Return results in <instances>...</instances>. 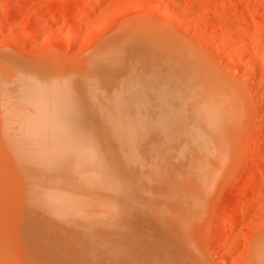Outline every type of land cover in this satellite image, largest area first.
Instances as JSON below:
<instances>
[{"label":"rangeland","instance_id":"374dc122","mask_svg":"<svg viewBox=\"0 0 264 264\" xmlns=\"http://www.w3.org/2000/svg\"><path fill=\"white\" fill-rule=\"evenodd\" d=\"M122 39H125V42ZM113 40H115L114 42H115V45H116L117 48H122V49H119V50L117 49V51H115V49H114L115 46H113L114 53H119L120 51H123V52H120V55L118 54V56H116V59H118V61L120 62V60L122 58H119V57L123 53V55L121 57L124 58V59H122L124 61L121 62V63H125V62L128 63V64L125 63L123 65L120 64V65H122L120 67L121 70L123 69V66L124 65H126V66H124V69L127 66H131L130 64L132 63V60H136L139 56H142L143 58L145 56L146 58H145V60H143L142 57L138 58V61L141 63L140 65H139V62L138 61H135L136 63L138 62V66L139 67L137 66L136 63L134 64V61H133V64L136 65L137 67L134 66L133 64L132 65L135 67L136 70L138 69V71L141 72V73H139L140 75L138 73H136V70L134 69L133 66H132V70L131 71H129L131 69V67H128V68H130L129 70H128V68H126L127 71H129V72L126 73L127 76H124V72L123 73H122V71H120L121 73L119 72L122 77L121 76L120 77L118 76V79L119 78H120L119 80L122 79L124 81V84L125 85L122 84L123 83L122 80H121V82H119V80L116 77L115 78L112 77V75H113L112 74L110 77H112L115 80V82H117V84L120 83V85L114 84V86L116 85L118 87L116 88V86H115V89L114 90H113L114 87H112V91H110L108 89H110V86L113 85L112 83H115V82L113 81V79H109V77H108L109 80H112L113 81L111 83V85H110L109 81L107 82V80L105 78L106 76L102 75L103 73L102 74H99L101 72H98L96 74L97 70L94 69L95 67L91 69V66H93V65L91 63V58L90 57L93 58L94 56H96L98 54V52L101 51L100 48H102L103 46H105V44H107V42L109 43V42H111ZM118 41H119V43H118ZM131 42L135 46H133ZM165 43H167V44H165ZM126 45H128L129 47L131 45L132 47L128 48V46H126ZM118 46H122V47H118ZM134 47H136V48H134ZM141 48H143V49H141ZM113 49H112V52H113ZM130 49H131V51H130ZM136 49L138 51H134ZM165 49H166V51H165ZM139 51H141L140 54H138ZM134 52H135V55H139V56H137L136 59L135 58L132 59L133 56H134ZM136 52H138V53L136 54ZM114 53H112V54H114ZM144 53H148V54H146L147 56ZM153 53H154L153 56L156 59H157V56H158V58L161 57V56L162 57L164 56L162 58V60L165 58V56L166 57L167 56L168 57H171L170 55H172V58H174V60L172 58L169 59L168 57L165 58L163 62H162L161 58H159L158 60H161L162 63H164V62L166 63V61H167L166 59H168L169 64H170V61L172 60L174 63H176L175 66H178L180 70H183L182 71L183 73L181 71L180 72L179 71L177 72V73H180L181 76H176L175 77V75H177V73L175 71L178 70V67H177V70H169V71H172L173 73L165 70V72L173 75V76H171V75L168 76L167 73H165L164 71H162V70H164V68L169 69V68H167L168 66H164V68H163L162 67L163 64L160 61H159L160 63H157L158 60L154 62V59H150L152 61H147L149 59L148 58V55H151L150 58H153V56H152ZM155 55H157V56H155ZM127 56H128V61L126 60ZM130 56H132V57L130 58ZM129 59H132V60H130V63H129ZM118 61H117L118 64H116V66L119 65V62ZM146 61L148 63V67L146 66L147 65ZM88 62H90V63H88ZM143 62H144V64H143ZM152 62L156 63L159 66V67L157 66L158 69L156 67H153V66H155V64L153 65ZM168 62L166 63V65H169ZM149 63L152 65L153 68L152 67L150 68L151 65ZM191 63H193V64H191ZM142 64L145 65V66L143 67ZM172 64L169 65L170 68H171V66H173V68L175 67ZM186 65H193V66L196 67L194 69H198L199 68L203 73H205L204 71H206L207 73H209L208 75L210 77H212V78L214 77L213 78L214 80H212L211 82H213V81H214V83L216 82L217 83L216 88L217 87H220V89L223 91L222 92L220 90L221 92H218V93L222 95V100L221 101L219 100V102L220 103H224V104L222 106L220 104L217 105V103H219V102L216 99L215 100L217 102H215V101H213L214 100L213 99L212 101L214 102V104L210 102V104L213 105V108L210 109L209 107L210 106L212 107V105H210L209 102H208V104H209L208 105V108L210 109V111L209 110L208 111L210 113L206 111L205 115L207 116V118H209L208 124H207L209 126L207 127V125H204L206 122L203 124L204 126H201V129L204 128V127L205 128L206 127L209 128V130L211 132L210 135H212V136L209 135L211 138H213V135L215 136L214 139H213L215 141V143H214V141L212 142V140L209 139V138H207V140H206L207 133H209V132H205L206 133V135H205V141L206 142L208 141L207 142L208 144L209 143L210 144H215V147H217V148L214 147L215 148L214 149L213 148L214 145L212 146V148L214 150H216L214 152L215 154H213L215 156H213V158H212V155L210 157V154L207 153V151H211V150H209V148L211 146L210 147L207 146V151H206V149H204V151L201 154L202 155L201 156L202 157L201 159H200V156H199L200 153L198 155H196V157L199 156V159H196L195 158L194 154H197V151H196V153H194L195 150L194 151L192 150L193 154H190V156H192V155L194 156V158H195L194 161L195 162L197 161V163H199L201 166H203V168L200 167L199 164L196 165L197 163L194 165L193 164L194 161H192L194 158H192V160H191V157L190 156H186L185 155L186 152L183 153L185 149L184 150H182V149L184 147H182L181 145H179L182 149L181 148H180L181 150L179 149L181 152L178 150V148H179L178 147V144L176 145V143H175V142H177L176 141L177 140L176 138H179L180 137V139H181V137L186 136V139L184 138V141L186 140L184 142L185 145H186V142H188L187 141L188 140L187 139V135H185L184 132H182V134H181V132L172 133V132H174L177 129L178 126H181V124L183 123V120L185 121V119L188 117L187 116L185 118V114L188 115V113H189V115H190L191 114L190 111L193 110L195 107H197L196 105H193L194 104L193 102H195V100H193V102L189 105V106L192 105V107H191L192 109H189L190 107H188V100L190 101L191 99H194V97H195V96H193V94H191L192 92H190V90L192 88L194 89V87H192V86H191V88H188V87H190V83H193L194 84L196 82V78L198 80L197 82H200L201 81V80L199 81V79L202 78V77H200L201 76V71H198L199 69L196 70V72L198 71L200 73L199 76H198V73H195V75H192V77L190 78V80L193 79V82H191V81L188 82L189 83V86H186V85H188V83L187 82H186L187 84L185 83V77L188 75L189 70H186L185 68H187V67L190 68L189 66H186ZM206 65H208V66L210 65L209 66V69H208V66H206ZM9 67H11V69ZM12 67L13 68L16 67V68L13 69ZM116 68H117V70H120L118 66ZM116 68H113V70H115ZM191 68H190V71H192L191 74H194L193 73V68L192 69ZM9 69L10 70L13 69V70H16V71L18 70L17 73L20 72V74L22 73V69H23V74L22 75L26 76V78H27L26 80L29 81L30 83L32 81L34 82V83L32 82L33 84H29V83H26L25 82V84L26 85L29 84L31 86L33 85V86L37 87L38 89L40 87L41 90L39 89L40 90L39 91V94L41 95V97L44 96L43 98H41L42 100L44 98H48V97H45L44 94H46L48 92L52 93V90H55V92H57V90H58L57 94L58 93L60 94V92L62 93V90L61 89H62V87H64V84L68 82L67 84L70 85V84H72L73 81H74V84L76 83L75 84L76 87H80V88H78L80 91L77 90V88L74 86V84H72V85L75 87V89L77 91L74 90L73 86H71V88L69 90L71 92L73 91V93L76 94L75 95L76 97H77V95L78 96L82 95L84 99L81 96L80 97L84 101V103H85V101L87 99L88 100L90 99L89 101L91 102V98H89V95L92 93L91 91H94V90L97 89L98 96L97 95L96 96H97V98H99V94L102 95L103 94L102 93L103 91L106 92L108 90L109 92H111V94H109L111 97L108 95L111 98V100H109V101L112 102V105L111 106H109V103L110 102L108 103V105H107V107L109 106L108 109L109 110L110 109H113V111L119 113V112H121L119 109L123 108V109L126 110V108H128L129 111H128V114H126V115H128V117H129V113L130 112L132 114H134V115H132L130 113L131 114V117L132 116H134V117L136 116L135 119H134L135 120L134 121L135 123L138 122L137 124L139 125V122L142 124V121L143 122L145 121L144 122L145 124L143 123L144 126H142L143 132L145 131L146 125H147V127H149V125H150L149 131H150L151 128H154V129H152L154 133L152 131L151 132L148 131V137H149V135L151 136V134H154L152 136H156L155 135V132H157L158 130H156V131H154V130L157 127H159L158 124L160 122H163V124L166 123V124H164L165 126H167V124L169 122L167 123L166 120H165V122L164 121H159L157 119L158 116L155 119V116H154L155 114H153V111L151 109H149L151 107V103L148 104L150 106L149 108H147V107L144 108L143 107L142 102L144 100H146L148 102L149 101L148 99H150V98L147 99V95L145 97L144 93H142L144 95V97L146 98V99H144V97L139 94L140 92L146 90L145 89L146 87L143 90L141 82L137 81L138 79H135L136 78L135 75L137 74L138 76H141V74H143L145 72L147 74L149 72H152V71H148V70H154V71L156 70L155 72H152L153 75H155V74H157V76L160 75L161 76V79L160 80L159 79H155L154 80L155 82H156V80H158V82L161 81V84L165 83L166 81L169 82V83L166 82L168 84H166L167 87H166V91H164V92H168V91L170 92L171 89L170 90H167V88H169V87L172 88V85H173V87L175 89L176 88V85H174L172 83L177 84L176 83L177 82L176 79L177 78H179V79L182 78V80H180L181 82L179 81L178 84H180L179 86H182L183 88L185 86V89H189V90H186V92L188 91V93H186V94H187V96H189V93H190L192 95V96L190 95L192 98L191 99L188 98L185 95V89H183L182 87H179V88H182V90H184V91L183 92L180 91L183 94H181L178 91L179 94H180V97H179V94L178 93H177L178 94L177 96L181 100H183V102H185V100L188 99L185 102L186 104L185 103H181L180 104V102H182V101L179 100V98L176 96V94H175V97L176 98H174V94H173V93H176L177 92L178 84H177V88L172 93L173 99H175V100L177 99V101H175V100H172V98H171V100L174 101L173 106L176 108V107H178L176 104L179 103L180 105L179 104L178 105L179 106L182 105L181 106L182 109H183V105H184L185 108L183 110L180 109V107L178 109L176 108L177 111L178 110H182L183 113L186 111L184 113V115H182V116H184L185 119L183 117L178 119V121L180 120V122L182 121V123H180V122L178 123V121L176 122V119L177 118H174L175 119L174 122H176V124L178 123L177 125L175 124V127H173L174 122L171 123L173 121V117L172 118L169 117V118L172 119V121L170 119V121H171L170 124H172L171 125V129L173 127V129L171 130L172 131L171 133L173 134L174 138L176 137L175 138V141L172 140L174 142L173 144L175 145V150L177 149L175 153H177V151H178L179 153H177V154L180 155L179 156L177 154H174L173 157L176 158L175 155H177V158L175 160V161H177L178 156H179V159L178 160L180 161V159L182 158L181 156H183V155H181V153L184 154L187 157V159L184 158L185 161H188L189 162L191 160L190 161V162H192V163H190L191 166L194 165L196 167H200V170H199V168H197L198 170L194 168V170L200 171V172L202 170V173L204 174L203 175L202 173L197 172V173H199L198 174L199 176L196 177L197 174L194 175V172L192 170H191L192 172L189 171V169H188L187 166H184L185 167L184 168L185 170H181V168H182V165L181 164L184 163V160H183L182 163L180 162L181 164H177V162H175V164H174V165H176V164L178 165V166L175 167V169L177 168L176 171H178L179 170V167L181 166V168L179 170L180 173H177L176 174L177 177H178V175L181 174V176L178 177V179L179 178H181V179L183 178L182 176H184L185 173L187 172L186 169H188L189 175H192L193 177H195V178H193L192 176H186V177L184 176L183 182H180L182 180L179 179L180 180L179 181L180 183L179 182L178 183L180 185H178V187H177L176 181H174L175 183L172 182L174 185H176L174 187L175 188L174 190L176 192L178 191L177 192L178 193L177 194V198L180 197V196H182V198H180L181 200L180 199L177 200L178 202H176V205L178 204V206H179V204L181 203V205L179 206V208H181L182 205H184V207L187 205V207H185L186 208V211H184L183 206H182L183 211L182 210L179 211L178 209H176L177 211H175V209H174V212L172 211V214L169 213V211H168L169 209L172 208V205L175 204V203H173L172 199H169V198H171V196L170 197H167V194L170 191L169 190L167 192V189H169L168 188V185L169 184L173 185L171 183V180H169V179L167 180V178L168 177L170 178L171 176L173 177L172 174L170 176L167 174L168 176H167V178H165L167 181H170L166 185V187H167L166 188V191H165V188L163 186V189H164L163 191L165 192L164 193V196L166 194V197H163V195L161 196V194H163V192L161 190L162 189V186L159 183H157V184L160 185V186H158V188L160 189V187H161V189H160L161 191L159 192V194H158L159 189H157V186L156 187H153V185L154 186L156 185V183L153 184L155 182L154 181L155 179H156V181L157 180H160V182H162V184L163 183L166 184L167 181L163 178V177H166L165 176L166 172H163L165 174L162 177L165 181L164 180H161L162 179L160 177L161 173L159 171V174H160L159 175V178H156L155 177V179H152V182H153L152 184L153 185H151L150 183H148V181H149L150 178L148 177V180H147V177L146 176H149V172L150 171H147L148 169L146 167L148 166L149 163H146V162H148L147 161V159H148L147 157H149L150 155L148 156V154H147L148 150H147V148H145L144 151L146 152L147 155L144 153V151H143V153L147 156L146 157V162H145L146 163V165H145L146 173L144 172L145 168L143 167V165L145 163L142 165V167H143L142 169H144L143 171L140 168L141 165H140V167L138 166L139 164L136 165V166H138V168L134 166L135 169L133 168V165L134 164L133 165L131 164L132 166L130 165L132 167V169L135 170L134 172L133 171H131V172L135 173L136 170H139L140 175L137 174V172H138L137 171L134 174L135 175V178L136 177L138 178L139 176L142 175L141 176L142 179L140 177V180L137 182V183L141 182V185H140V183L138 185H140V187L142 186L141 187L142 189L143 188H146L147 189V190L146 189H143L144 190L143 191L144 193L146 191L145 196L142 195V191H140L138 193V195L135 194L138 198H136V197L135 198H136V200H141V199L143 200L144 199V202H145L144 204L145 205L147 204V206H148V203L153 200V198H154V200L160 198L158 196H161V202L164 203V206L165 207H168L170 205L169 202L172 201L171 202L172 203L171 207L169 206L168 207L169 209L168 208L165 209L166 210L165 211V216L168 217L169 214H170V219H169V217L168 218H165L163 214L162 215L161 214L160 215L159 214H155L154 215L153 214L154 213L153 209L155 208V206L154 207L151 206V202L149 203V208L150 209L148 210L147 209L148 207L146 206L147 208L145 209V211L143 210L142 213L144 215L143 214L142 215L141 214H138V213H140V212H138V209L136 210V212L134 210H131V211L137 213L138 215H140V216H137V214L133 213L135 215V217H134L135 220L134 221L132 219L133 216H134L132 214V212H131L132 215H130L132 217L128 216L129 213L127 215L125 214V216L127 218L130 217L129 219H131L130 221L132 223H134L136 221V224L137 225H133L132 226V223L129 222V219H128L127 222H129V225L131 224V228L130 229L132 230V228H134L137 231L138 229L141 230V228L143 227L144 234H145V230H144L145 227L144 226H147L146 228L149 227L150 229H152L153 227L151 225L154 226L158 222L161 224V226L160 225H156V227L157 226H160V227H157V229H156L155 226H154L153 230H149L148 231L149 228L147 229L148 235L145 234V236L146 237L148 236L147 238L150 237L149 239H151V240H149V241H147L148 239L145 240L146 237H144V238L143 237H141V238L138 237L135 234L136 233L135 230H133L134 233L129 230V227L130 226L129 225L127 226V224H128V223H126V220L127 219H126V217L125 218L123 217L124 215H122L123 218L121 217L122 220L120 219V216H119V220H118V216H117V219L115 218V216L117 214L118 215L121 214V213L119 214V211L115 210V209H118L116 207L113 210L114 211L113 215L114 214L115 215L113 216L110 213L111 214L110 216H113L114 219H113V217L112 218L111 217H108L109 219H113L114 221L113 220H109V219H108V221L104 220L105 217L107 219V216H105L106 215L105 213H107V212H105V211H107V209H109V208H106V210L104 211L105 213H102L101 210L102 209H105V207H107V206H104V204H103L104 207H102L101 210H100V207L102 205L101 206L98 205L99 206V210H100L99 211L98 209H94V208L97 207L95 205H97L96 203L98 201V198H99V201H100V198H102V197L105 196L106 193L104 194V196H102L103 195L102 192H106L107 191V195L108 196H111V197H113L115 195V194L113 195L114 192H112V190H110V189H104V188H102V189H104V190H102L101 187H100L101 190L99 188H93L95 190H92L90 187H89L90 190H88L89 188L88 187L85 188L86 186L83 187V185L81 183H80L81 185L79 184V186H81L83 188H81V189L78 190L77 189V188H79L78 183L81 180H78L76 178H78L77 175L79 173L77 175H73V174L71 175V174H69L70 177H69V175L67 177L69 179H72V180H69L68 179L70 181V183L72 181H75L74 183L77 182V185L70 184V185H75L74 186L75 188L77 186L76 189L74 187H72V188H74L72 190V188H70L71 186H69V183H68V186L65 185L67 183L64 181L65 180L64 177H62L64 174L62 176L61 175L59 176V173H58V171H59L60 174H61V171L60 170L63 169L62 168L63 165H66V168L65 169H70V167H68V164L67 163L66 164H63V165L60 163L61 161H63L66 158V156H68V154L70 155V153H65L66 150H63L64 153L67 154V155H65L63 153V155L65 157L64 158V157H62L63 155L60 154V152H59V155H60L59 156L60 157V162H59V160H58L59 158L57 159L56 156L54 157V154L52 155V153H51V151L52 150L55 151V149L50 150L51 147H53L52 144H55V143H56L55 144L56 145L55 146L56 149L58 148V150H59V148H61V150H62L63 149L62 146L64 144H61V137H63V139L66 138V141H67V140H70V138H71L70 136L71 135H73V136L74 135H77V136L80 135L78 132H81V131H75V128H74V130H71V132L68 133V131H66L67 130L66 128H65L66 129L65 130V129L62 128L63 126H59V125H62L61 122L59 124L57 122V124H58L57 127H56L57 130H59L61 128V129H63L62 130L63 132L65 130L67 134H69V135L71 134V135L69 136V135H67V134L64 133V135H62L59 138L57 137V139H56V138H53V137L55 135H58L59 136V134H55L57 131L55 132V130H53L55 132L54 133L55 135H53V131L51 130L50 132L52 134L50 133V136L53 135V136H51L52 139H53V142H55V139L58 140V142L60 141L59 142L60 144L58 142L53 143V142H51L52 140L51 141L49 140L50 136H48V135H47V137H46V135L43 136L44 134L42 135L41 132H39V131H45L46 132V130H47V133H48V129H47L48 127L47 128L45 127V123H43L45 128L44 127L42 128V126H43L42 124H41L42 126L39 125L42 122L39 123V122L36 121L37 122V126H36L35 120H38V117L39 116L38 115H35V114H37L36 112H38L40 109L38 111H34L35 110L33 108V106H35L34 102H33V106H31L33 110H31L30 108H28V110L26 109V112L24 111L25 109H23L24 112L23 111L21 112L20 109L18 110L16 107L13 108V109H10V108L14 107V104H20V102L22 100H24V103L23 104H25L26 103L25 101H28L30 99L33 100V98H29V97H26V96L24 98V95L21 96L20 93H18V89H19V92H20L21 89L19 87H15V86L18 85V84H19L18 86H20L21 84L24 83V82L21 83V84L19 83V82H21L20 80L24 76L21 75L20 76L21 79L20 78L19 79L16 78L18 80V82L17 81H14L15 79L14 80L13 79H9L6 76V75H8V73L11 72ZM144 69H145V72H143ZM141 70H143V71H141ZM8 71H10V72H8ZM133 71H135L134 72L135 75H132L133 74ZM6 72H8V73H6ZM26 72H27V74L29 72L31 76L28 74L30 76L29 77L26 74ZM130 72H132V73H130ZM156 72H164L165 74L164 73H156ZM184 72H187V75H185L186 73L184 74ZM113 73H115V76H116V74H119L118 71H116V72L114 71ZM128 73H130L131 77H130V75L128 76ZM152 73H149V74H152ZM174 73H175V75H174ZM3 74H5V77L6 78H3L4 77ZM162 74H163V76H162ZM180 74H178V75H180ZM182 74H183V77L185 76L184 78L182 77ZM0 75H1L0 77H2V79L4 81L6 79H8L9 80V84L12 85V86L10 85V88H7V85H4V86H6L7 90L8 89L11 90L12 94H14L15 92L18 93V95L16 93L15 97H13V98H17V97H18V99L20 98L19 100L16 99V101L14 99H11L12 101L14 100V102H9V101H11L10 100V98L12 97V96H10L11 94L9 95L10 98H8V97H6V95H5L6 93H5L4 96H3L5 98H3L1 96V92H0V105H1L0 106V108H1L0 109V166H1L0 167V195H1L0 198L2 199L4 197V199H8L7 197H9V199H12L16 203L15 204L14 202H12V200H10L15 205H20L22 202H24L22 204H24V206H25V203L29 202V201H26V200H28V196L31 195L33 197L34 195H32V194H36L38 197L37 196L36 197L34 196L33 198H38L37 199L38 202H39V199L42 200L40 202H42L41 204L44 205L45 202H43V201H45L47 199L46 196H44V195H47L48 200H49V203H50V201L53 202V200H54V202L56 201L55 202V205L56 204H59V205H57V207L63 205L64 208H66L64 212H67L70 208H72L73 209V212H74V209H77L78 211L75 210L77 212H79V210L81 209L80 212L83 211L82 212V214H83L84 211H85L84 209H86V207H87L86 210H88V213H89V210L91 211V208H92V211H91L92 214L96 210L95 213L98 211V212H100L102 214V216L104 215L103 216L104 218L102 217L103 218V221L107 222L106 225H105V227L104 228L102 227L104 231L106 230L107 227L108 228L110 227L113 230L115 228V230H117L116 229L117 226H120V227H118V228H120V230L118 232H116L115 230L113 232V230H112L113 233H111L110 229H108L109 232L107 233L106 231H108V230H106L105 231L106 233L103 234L104 231L100 227H101V223L102 224H105V223L101 221L102 219H99L100 221H98V224H97V222H95L97 224L96 225V228L98 227L97 230H99V228H100L102 231H100V230L97 231L96 228H95V225H94L95 224L94 221L95 220H98L95 217L98 216V215L101 216L100 213H98V215H97V213L96 214L94 213L93 214V217H89V216H92V214L89 213L90 214L89 215V214H87L86 211H85L86 213L83 214V215H80L79 213H76V212H75L76 215H74L75 213H73V212L71 213L70 212L72 210L71 209L69 212L66 213V215H64L63 214V210H60L63 206L62 207H58L59 208V210H58V208H56V207L54 208V205H52L53 206V209H51L52 206L50 207L49 203H47V205L43 208L44 210L41 207L42 205L39 206V208L42 209V211H43V212H41V210H40V212H41L40 213L38 211L39 208H37V205L40 202L38 203L35 199H34L35 201H32L30 198H29L30 199V202L31 203L34 202V204L33 203L32 204L36 207V210H35L34 214H32L33 211H31V209L34 210V208H33L34 206H32L31 203H28L27 204V207H28L29 204H31L30 205L31 208L28 207L30 209V210H28L29 211L28 212L27 210H25V207L23 208V205L22 206L20 205L17 208L15 205H12L11 203H9L10 202L9 199L7 201H5L3 199V202H4L3 204H6V205H8V204L10 205L11 204L12 207L10 209V206L8 205L9 207L6 206L7 209L5 208V211L3 209H1L0 213H2V212H4V213H2L3 215L0 214V219H2L1 217L6 216V217H4L5 219H7V218L10 217L11 220H13L12 219L14 217L13 212L15 214V210H16L15 208H17V210L18 209L19 210L21 209L20 212H22V213L23 212H25V213L28 212L29 214L28 213H26L27 215L25 214L27 217H29L28 215H30V214H31L30 216L33 217V215H36L37 213L38 214L39 213L42 214V213H44L46 211V214L49 216V218L50 219L52 218L50 220L51 223H54V222H56V223H54L55 225L52 224V226H53V228H52L53 230L52 231L53 232H49V231H51L50 228L52 227L50 225L51 223H48L49 225H45L46 227L48 226L50 228H46L44 226V228L46 230L48 229V231L45 232V234H44V232H41L40 233L41 237L42 236L44 237V238L42 237L43 239L40 237V235L39 236H36L35 233L40 232V230H39L40 228L42 229V231L43 230L46 231L44 228H42L41 225L47 224L45 222H49V221H46V220L44 221L43 220L44 222L43 221L40 222L41 221L40 217L43 218L45 213L42 214V216H40V214H39L38 216H40V217L37 216L38 218L35 217L36 220L34 219V222L37 221V223H35V224L36 225L38 224L36 226V228L33 226V225H35L34 222L31 224V226H32L33 229H37L36 232L30 226L31 219H32L31 217H29L27 219L24 218L23 219L24 221H22V219H21L20 222L22 224V222L25 223V219H26V222H27L28 219L30 220V222L28 221L30 228L27 226V229L29 228V229H31V230H33L35 232L34 233V237L36 236L37 238L40 237V239L46 240L45 235H48L49 234L51 236L50 238H52V239L55 238L53 240L55 242L56 241L57 242L55 243L53 241V242L50 243L49 241L51 239L47 236V238H49V241H48V239L46 241L49 242L51 246L53 245V243H55L54 244L55 246H57V245L58 246L59 245L60 246L64 245L62 247V249L64 247H67L68 246V248H66V249L64 248V253L66 254L65 256H66L67 260L68 261L70 260L72 262V264H80V262L81 263L84 262L85 264H93V261L95 259H97V258L99 259V257H100V260L97 259V261H98L97 263H100L101 264L100 261L103 260V259H104L103 260L104 262H102V263H106V261H108V260L105 261V259H107V257H109V255H112V258L114 257L112 253L115 252V251L111 252V254L108 253L109 255L106 254V255H108L107 257L105 255H103V257H101V256L97 257V255H99V254H97L99 251H97V253H95L96 251H94L93 253L95 254V258H94V256H92L93 258L91 257L92 259H90V257L86 256V257H88L90 259V261L92 263H90L88 261L89 259H87L86 257L84 258V256L82 257V260H81L80 257H77V256H76V258L73 257L74 255L72 254V252H73V249L76 246V243H74V246L71 245V242L70 241L66 243V241L69 240V237L72 236L69 233L75 232V233H73V235H75L76 238H74L72 236V237H70V239L72 241V238H74V241H72V242H77L78 241V244H81L83 242V239L86 238L85 236L87 234H88V236L91 235V232L90 231H89L90 233H87V230L85 231V229H83V228L80 229L79 228V227H81V225L84 224L83 222H81V224H80V221L87 222L86 220H84V217H85V219H86V217H89V219L94 220L93 222L91 220L90 225L92 224L93 226L91 225L90 227H94L95 229L93 228L94 230L92 231V229H91V231L94 232V233L99 232L100 235H98L99 233L98 234L96 233L98 235V237L101 236V235L102 236L104 235V237L101 236L102 241L99 240L101 242L104 241L103 238H105V236H108V239L105 238V239H107L106 242L109 241V243H110L111 239H113V238L116 240V242H120V241L123 240L122 239L123 238L122 236H124V234L126 233L125 230L127 229L128 230L127 232L130 231L129 232L130 234L132 233L135 237H138L137 240H139V242L134 238V236H132V234L129 236L130 238L133 237L132 240L135 239L133 241H137V242L134 243L131 240L133 243L132 242H130V243H132L133 246H134V244L140 245L142 243L144 245L145 243L147 244L148 242H150L152 240H154L155 242H156V240H158V241L160 240L159 241V245H161L160 242L161 243L163 242V244L166 247L167 246L169 247L168 250H170V251L174 247H177V248H178V246L179 247L180 246L184 247L182 250H181V248L180 249L179 248L178 249L175 248L176 250L173 249L175 252L178 250L176 254L174 252L175 255H173V253H172L173 251L169 252V251L166 250L167 253L169 252L170 254L168 253L169 254L168 257H165V255L167 254L166 251H164L165 254L163 252V250H165L163 248H165V247L162 248L163 250L160 248V250H162V253L163 254L161 253V255H160L159 254L160 252L158 253L156 250H154V252L156 251L157 254H156V252L154 254L153 251H152V249H155V247L153 245V243L155 244V242L148 243V247H150L151 244L153 245V247L151 245L152 249H150L151 248L150 247L149 248V251L147 250L148 252L152 251V252H150L151 253L150 255H152L153 258L155 257V260H156V256L159 254L161 257H163V259H167V260L164 261V262L167 261V264H177L178 261L176 262V260H178V259H176V258H178V253H179V262H178V264L179 263L182 264L183 260H185V259L186 260L188 259V260L185 261V262H183V264L184 263L187 264V262L190 261V259L193 260V262H192L193 264H257L256 263V261H257L256 259L259 257L258 252H257L258 249H259V245L261 243H263V245L262 244L261 245L264 246V0H0ZM32 75L34 77H32ZM101 75L103 76V78H105V80H106L105 83L107 82L106 83V86H103V85H105L104 82H103V84L101 83L102 82L101 81V78H102ZM153 75H152V77L154 78ZM196 75L198 77H196ZM203 75H205V74H203ZM133 76H135V77L133 78ZM143 76H145V78H146V75L143 74ZM160 76H159V78H160ZM166 76H168V77L165 78ZM206 76H207V74H206ZM35 77H36V79H35ZM99 77H101V78H99ZM125 77H127V78H125ZM162 77H163V79H162ZM207 77L205 78L206 81L208 79H211L210 77H208V79H207ZM29 78H31V79L28 80ZM86 78H88V81L91 78L90 80H92V82L94 83V85H93V83L91 81H89L88 84H91L92 83L91 85H93V86H95V84H96L97 87L95 86V89H91V91L88 90L89 89V87L87 86L88 84H86L87 89H85L84 87H82V86L85 85L83 83H86V81H87ZM123 78L126 79V82H125V80ZM141 78L142 79H145L142 76H141ZM141 78H140V81H141ZM150 78H151V76H150ZM187 78H189V77H187ZM2 79L0 78L1 81H2ZM59 79H61V80H59ZM84 79H85V82H84ZM147 79H149V78H147ZM183 79H184V81H183ZM8 80H6V81L8 82ZM37 80H40V81H37ZM75 80H77V81H75ZM99 80H100V82H99ZM102 80H104V79H102ZM202 80H204V79H202ZM1 81H0V85L2 86ZM22 81H25V80H22ZM134 81L135 82L137 81L136 84L134 83ZM143 81H145V80H143ZM148 81H151V79L148 80ZM148 81H147L148 84L146 82L145 83H146L147 86L148 85L150 86V84H149ZM162 81H165V82H162ZM170 81H172V82H170ZM188 81H189V79H188ZM57 82H59V83L57 84ZM138 82H139V84H141L140 86H138L139 85V84H137ZM152 82H150V83H152ZM197 82H196V84H198ZM62 83H63V85H62ZM181 83H183V85H181ZM206 83L207 82L202 83V85L205 86ZM221 83H222V85H221ZM49 84H51V87H50V90L51 91L48 90V92H44V91H46V88H49ZM53 84L56 85V86L54 87ZM59 84L61 86H59ZM67 84H65V85H67ZM108 84H109V87L107 86ZM144 84H143V87H144ZM169 84L170 85L172 84V85L168 87ZM212 84L213 83H210L206 87L209 88V85L211 87ZM154 85H155V83H154ZM198 85L200 86V84H198ZM100 86H101V88H100ZM153 86H151V88ZM193 86H195V85H193ZM52 87H54V89H51ZM59 87H60V90H59ZM81 87L84 88L85 90H88V91H84L83 89L81 90ZM90 87L93 88L92 86H90ZM139 87H141L142 89L140 90ZM6 88L4 87V90H6ZM12 88L15 90V92H13ZM42 88L45 89L43 91L44 93L41 92L42 91ZM64 88H66V87H64ZM68 88H66V89H68ZM105 88H107V90ZM154 88L155 87H153V89ZM179 88H178V90H179ZM201 88H202V86H201ZM201 88L199 87L200 90L198 89V91H201L202 93H203V91H207V93L204 92L205 94H209L208 93V90L209 89L210 90L212 89V88H209L207 90L206 88L205 89L203 88L204 90L203 89L201 90ZM216 88H214V89H216ZM2 89L3 88L0 87V91ZM138 89L140 90L139 93H138ZM153 89H149V91L147 90V93H145V94H149V93L151 94V92H150L151 90H152V93H154L153 92ZM164 89H165V86H164ZM159 90L160 89H158V91ZM161 90H163V89H161ZM210 90H209V92H210ZM65 91H67V90H64L63 93H64V95H66L65 93H67V98L68 99L66 100V98H65L66 96L63 97V95H60V98H59L60 100L63 97V99L61 101L64 102V98L66 100L65 101V104L62 103V106L63 105H69L71 103L70 100H72L71 98L74 99V97H75L74 95H72L70 97V95L73 94V93L69 94L70 91L69 92L68 91L65 92ZM75 91L78 94L75 93ZM191 91H193V90H191ZM198 91L197 90H196V92L193 91L194 92V95ZM218 91H219V88H218ZM3 92H5V91H3ZM89 92H91V93L88 94V96H87L86 94L89 93ZM109 92H106V95ZM156 92H157V90L155 89L154 96H155ZM201 92H199V93H201ZM211 92H213V91H211ZM214 92H215V90H214ZM7 93L9 94L8 91H7ZM84 93H86L85 95L87 97L84 96ZM94 93H95V91H94ZM94 93H93V96L95 97V94L96 93L95 94ZM218 93H216V94H213L212 93L213 95L211 94V95H206V96L204 94H202L201 97L203 98V95H204V98H206V99L203 98L204 101L205 100L207 101L208 99H209V101H211L210 98H207V97H211L212 98L213 96H215V98H216V95ZM57 94L54 95V99H55V96H57L56 98H58L59 95H57ZM160 94H161V92H160ZM50 95H52V94H50ZM159 95H157V96H159ZM164 95H168V94H164ZM169 95H171V93H169ZM169 95H168V97L166 96L167 99L170 97ZM19 96L23 97L24 99L21 98V97H19ZM46 96H49V95L46 94ZM157 96H155L154 99H156ZM197 96H198V94H196V97H195L196 100H197V98L198 99L200 98V101H203V99L200 96H198V97ZM49 97L51 99L52 96H49ZM138 97L142 98L143 101L140 98L139 99L142 102L140 100H138L137 99ZM148 97H151V96L149 95ZM160 97H162V99H164L163 98V94H161ZM27 98H28V100H27ZM39 98H37V99H39ZM106 98H107V96H106ZM106 98L105 97H101V99L100 98L99 99L105 103V101L107 100ZM110 98H108V99H110ZM166 98H165V100H166ZM219 98H221V97H219ZM226 98H227V100H226ZM59 99H57V102H56V100H54L55 103H59L58 102ZM95 99H96V97H95ZM95 99H94V101H96V100H97V102L100 101L98 99H96V100ZM124 99H126V102L124 101ZM134 99H135V101H133ZM3 100H4V103L5 104H3ZM34 100L36 101V98H34ZM42 100H40V102H38L40 105L42 103L41 102ZM76 100H78V99H76ZM76 100H74L75 102H72V103L75 104L76 103ZM82 100H81V102H83ZM88 100H87V102H88ZM136 100H138V101H136ZM150 100L153 101V98L150 99ZM165 100H163V101H165ZM18 101H20V102H18ZM48 101H47L48 104L50 103V101L53 102V100H50L49 102ZM152 101H149V102H152ZM168 101H169V104H171V107H170V105L167 104L168 102L167 103L162 102L161 104H159L164 109V111L166 109V106L172 108V103H171L170 99H168ZM22 102H21V105H22ZM52 102H51V104L49 106H51V107L54 106L55 107L54 109H57L56 108L57 105L56 104L52 105L53 104ZM90 102H89V104H90ZM97 102H96V104L94 102L93 104L91 103L90 105H95L96 106L98 104ZM134 102H138L139 103V104L136 103V106L139 109H140V107L141 108L143 107V111L141 109L142 112H138V108L136 107L137 108L136 109L134 107V105L132 107V103L135 104ZM158 102H159V100H158ZM43 103L45 104L46 101H43ZM77 103H80V102L78 101ZM89 104H87V105H89ZM145 104H146V102H145ZM152 104H154L155 105V108H156L157 103L156 102H153ZM87 105H85V106L87 107ZM154 105L152 107H154ZM199 105L202 106V103H200ZM203 105L207 106V103H204ZM10 106H12V107H10ZM45 106L46 105H44V107ZM193 106H195V107H193ZM201 106L199 108H203V106L202 107ZM4 107H5L6 110L4 109ZM107 107H106V105L104 106L105 109H107ZM187 107H188L189 110L186 109ZM7 108H9V111H8ZM46 108L48 110H50V111H54L55 112V110L53 108H52L53 110L52 109H49L48 106ZM46 108H43V109L46 110ZM170 108H168V109H170ZM175 108H173V109H175ZM43 109H41V111H39V112L45 113L43 111ZM117 109H118L119 112L117 111ZM134 109H135V113L136 114L133 113L134 111H132ZM146 109H148L149 111L151 110L154 119L151 118L152 114L149 113L151 116L148 115V112L149 111L144 112ZM163 109H162V111H163ZM176 109L173 110V112L176 111ZM220 109H221V111H220ZM48 110H46V111L48 112ZM205 110H206V108H205ZM27 111H31V112H27ZM32 111H33V116H36L35 118L32 117V114H31ZM156 111L158 112L159 110L157 109ZM162 111H159V112L161 113ZM182 111H180V112L178 111L180 113V116H181ZM10 112H11V114H10ZM167 112H169V111H167ZM23 113H27L28 115L29 114L31 115L30 116V118H32L30 120L31 122L29 121V117H27L28 115L27 114H23ZM48 113L46 114L47 116H48ZM139 113H142V115H140ZM143 113H145V114H143ZM146 113H147V115L151 119L146 115ZM179 113H178V115H179ZM211 113H212V115H211ZM219 113H220V115H219ZM22 114H23V116H22ZM52 114H55V113H52ZM161 114H162L161 116H163V113H161ZM5 115H7V116H5ZM41 115H43V114H41ZM46 115L45 116L43 115V116H44L45 119H48V118H46ZM138 115H139V117L141 116L140 119L137 118ZM50 116H53V115L50 114ZM143 116H144V118H142ZM146 116H147V119H146ZM180 116H178V117H180ZM190 116L192 117V115H190ZM190 116H189V118H187L189 121L186 119V121L184 122V124H186L187 121L188 122H191L192 121V119H190L191 118ZM128 117H127V119H128ZM131 117H130V119H131ZM164 117H166V116L164 115ZM218 117H220V119ZM136 118H137V120H136ZM212 118H214V119H212ZM215 118L218 119V120H216ZM42 119H43V117H42ZM160 119H161V117H160ZM163 119H165V118H162V120ZM167 119H168V117H167ZM25 120H27L26 123H25ZM146 120H147V122H146ZM50 121L51 120H49V122ZM204 121H205V119H204ZM20 122L21 123L23 122V123L21 124ZM53 122H54V120H53ZM128 122H130V121L128 120ZM151 122H155L154 127H153V125L151 127ZM197 122H199V121H197ZM203 122L201 121V124L200 123L199 124L202 125ZM31 123H33V126L31 125ZM55 123H56V121H55ZM146 123H149V124H146ZM49 124L51 126V122ZM156 124H157V126H156ZM189 124H192V125L195 126V122L194 123H189ZM197 124L198 123H196V126H199ZM3 125L5 126V128H4ZM30 125H31V127H30ZM38 125H39V127H38ZM125 125H126V123H125ZM125 125H124L125 130L128 129V128H130L128 125L132 126L131 123L127 124V126H125ZM164 125L161 124V126H164ZM28 126L30 127L31 133L28 130L29 128H26ZM58 126L60 127L59 129H58ZM36 127L39 128L38 129V132L39 133H37V134H41V136L39 135L40 138L42 137V138H44L45 141L47 139V140H49L51 142V143H48V144H47L48 141L45 142V144H47V145H49V144L52 145V146L50 145L49 149H48V147L46 145V149H48V151L45 150V146L43 147V149L46 151V153H45V156H46L45 159L47 160V159L55 158L56 161L54 162L53 165H51V167L56 164L55 167H57V170L55 169V167L52 168V169H50L49 168L50 167L49 165H48L49 166L48 167V166H45L44 164H42V161H43L42 159H44V157H43L44 151L42 150L41 147L44 145V143H42V142L40 143V141H38V140L37 141L39 142V144H43V145H41V146L36 145V147H40V148H38L39 153L40 152L41 153L43 152V153L42 154L40 153V155H39V153L36 152L37 149H36V147L34 145H35V142H37V141L35 139H39V138H37V137H39L38 135L36 137H35V135H33V134H35L34 132L37 130ZM66 127L68 128L69 126H66ZM31 128H33V129H31ZM51 128H52V126H51ZM51 128H49V129H51ZM53 128L56 129L54 126H53ZM81 128L79 127V129H81ZM117 128L123 129L122 128V125L120 127L118 126ZM117 128H115V129H117ZM181 128H182V126H181ZM17 130H18V132H16ZM32 130H35V131L33 132ZM114 130H112V128H111V130H109L111 135L113 133V136L115 135L114 133H116V132H114ZM118 130H120V129H118ZM118 130H116V131H118ZM147 130H148V128L146 129V131ZM206 130L207 129L203 130V132L206 131ZM72 131H75V133H77V134H75L74 132L72 134ZM120 131H122V130H120ZM219 131H220V133H219ZM45 132H42V133H45ZM60 132H57V133H60ZM145 132H144V135H142V137L143 136L144 137L145 136L147 137V133L145 135ZM213 132H214V134H213ZM24 133H26V134H24ZM47 133H45V134H47ZM28 134L30 135V137H29ZM81 134H83V132ZM179 134H181L182 136H180ZM84 135L88 136L87 132H86V134L84 133ZM138 135H137V137L139 138V140L142 139L141 138V135L140 136H138ZM159 135H161V134H159ZM178 135H179V137H177ZM32 136L35 137L34 138V141H32V142H34V143H32L33 145L31 144V140L33 138ZM67 136H69V138ZM162 136L160 137V139H163V138L166 139L167 138V137H164V136L162 137ZM27 137H29V139H31V140H29ZM79 137H81V136H78L77 137L78 138V141L80 140L78 142V144L80 142H81V144L82 143H85L86 141H88L87 143H90V142H93L94 143V142H96V141H94L95 140L94 138L93 139L90 138V140H89V138H87L88 139L87 140V139H84L85 136L84 137H81V139ZM144 137H143V141L141 140L143 143H144V141H146V137H145V140H144ZM148 137H147V141H151L154 138V137L153 138L152 137L151 138L149 137L151 139V140H149ZM24 138L27 139V142L28 143L30 141L31 146H30V149L27 148L29 146H27V147H24L23 146V147L24 148H27V150H31V148H32L33 150H31V152L32 153H35V152L37 153V154H32L31 153L32 154L31 157H32V160H33V161L31 160V162H34V160L35 161H39V160L41 161L42 160L40 164L39 163L37 164V162H35L34 163L35 165H33V163H31L33 165V167L31 165V168L29 170L30 172L28 171L29 172L28 174L31 173L29 175V178H28V174H27L26 170L24 171L23 165L20 162H18V161H16V163L12 161L13 159H16L17 158V157L14 158L17 155L15 154L14 156H12V154H13L12 152H9L10 154L8 152H6V150H8V149L10 150V148H9V146L11 145L10 142H12V145H14L16 147V145H18L17 142H22L24 140ZM138 138H137V140H138ZM74 139H75V136H74V138L72 137L71 140H74ZM154 139H156V138H154ZM165 139H163L164 142H165V144L166 145L168 144L169 147H170L169 149H171L172 148L170 146L171 143H168V142L171 141L170 139H172V136L170 138H168L169 140H166L165 141ZM180 139H178V141ZM41 140L43 141V139H41ZM25 141L26 140H24V143H25ZM74 141L77 143V139L74 140ZM147 141L145 142V145H146V143H149L150 144V142H147ZM157 141H156V143L159 144L160 141L159 142H157ZM13 142L14 143H17V144H13ZM27 142H26V144H27ZM38 142H37V144H38ZM67 142H68V145L69 146L72 145V144L71 145L69 144L70 141H67ZM164 142L163 141L160 142L161 143L160 145H162V147H163ZM179 142L182 143L183 140H180ZM96 143H99V141H97ZM151 143H154V141L151 142ZM19 144H22L23 145V143H19ZM73 145H75V144H73ZM182 145H184V144L182 143ZM67 146L65 147L66 149H67ZM146 146H148V148H149V145H146ZM186 147H187L186 148V151H187V150H189L191 148V144H190V148H189V145L188 144H187ZM19 148L20 147H16V148H13V149H17V151H19ZM40 149H41V151H40ZM172 149L171 150H168V151H165V152L169 155V154H171V152L172 153L174 152V149L173 150ZM191 149H193V148H191ZM27 150H25V151H27ZM140 151H141V148H140ZM190 151H188V152L191 153ZM22 152H24V151H22ZM159 152H161V151L159 150ZM168 152H170V153H168ZM204 152L209 157L208 156H205V158H203L204 157L203 155L205 154ZM15 153H16V151H15ZM210 153H212V152H210ZM31 154H30V152L27 155H25V153H24V155L26 157L29 156V155H31ZM57 154H58V151H57ZM167 154L166 155L163 154L161 157L162 158L168 157ZM55 155H56V152H55ZM18 156H19V153H18ZM170 156H169V158H170ZM10 157H11V159H10ZM22 157H24V156H22ZM34 157H36V159ZM70 157L72 158V156H70ZM158 157H160V156H157V158L156 157L155 158L154 157L153 158L151 157V158H149V160L150 159H154V160L155 159H159ZM173 157L171 156V158H173ZM206 157H208V159L209 158L213 159L212 165L210 163L211 161L209 162V160H206V161L204 160V159H207ZM37 158H39V159H37ZM61 159H63V160H61ZM67 159H68V161H67ZM165 159H168V158H165ZM9 160H11V161H9ZM69 160H70L69 158H66V161L67 162H69ZM168 160H170V159H168ZM172 160H174V158ZM165 161H167V160H165ZM202 161L205 162L204 165H202V163H203ZM207 161H208V164L210 163L209 166L206 165V162ZM71 162H69V164ZM149 162H151V161H149ZM163 162L164 161L162 159V162L161 163H163ZM188 162H185L186 165H187ZM200 162H202V163H200ZM154 163H155V161H154ZM154 163H153V165H154ZM165 163H169V162H165ZM156 164H158V163L156 162ZM169 164H167L168 167H169ZM172 164L173 163H171V165ZM162 165H160L161 167L158 166L159 168L158 167L157 168L158 169L164 168V167H162ZM167 165H166V167H167ZM35 166H39L40 168L41 167L42 168L40 169L39 167H35ZM44 166H45V168L48 167L49 170H51L52 172H50L47 168L45 170ZM71 166H72V164H71ZM191 166H190V169H193V168H191ZM33 168H34V171L32 170ZM72 168L75 169L74 166ZM148 168H149V166H148ZM171 169L174 170L172 167H171ZM206 169H207V171H205ZM43 170H45L44 171L45 173L43 172ZM149 170H151V169L149 168ZM165 170H168V169L164 168V171ZM172 170L169 173H172ZM80 171H82V170H80ZM184 171H185V173H184ZM34 172H37V173H34ZM63 172L64 173L66 172V176H67V173L68 172L67 171H63ZM141 172H144L145 174H143V173L141 174ZM147 172H148V175H147ZM188 172H187V174H188ZM133 173H131L132 175L129 173L130 174V177L132 179L134 177ZM35 174H36V176H35ZM39 174H42V175L39 176ZM143 175H145L144 178H146V179H143ZM72 176H74L75 179L74 178H71ZM81 176H82V174H81ZM81 176H79V177H81ZM176 176L174 174V177L172 179L173 180H176ZM46 177L49 178L50 181L48 179H46ZM198 177H199V179H198ZM186 178H188V179H186ZM34 179H35V181L36 180L37 181L35 182ZM178 179H177V181H178ZM29 180L31 181V183H30ZM46 180H47V182L49 181V184L46 183L48 185V187H46V184L44 182H42L43 184L40 185L41 181H45L46 182ZM192 180H194V181H192ZM189 181H192V182H189ZM50 182H52V183L50 184ZM55 183L59 187L58 188L59 191H57V189L55 187V192H57V193H55L54 192V189H53L54 188L53 186L55 185ZM30 184H31V186H30ZM52 184H53V186H52ZM189 184L190 185H194L193 187H191L193 190L190 188ZM39 185H40V187H39ZM49 185H51V187H53V188L51 189V187ZM63 186L64 187L66 186L67 189L70 188V191L72 190L73 192L76 191V190H78L80 192V191H84L86 189L85 192L90 191L89 193H86V195L87 194H89V196L91 195L92 196V197L90 196L91 198H93L96 195L97 192L98 193H102V195L100 194V196L98 197L99 194L97 193V198L94 197V199L96 200V202L94 200L92 201V202H95V204H94V203H90L91 198H89L88 195L86 196L82 192H80L81 193V196H80L79 193H77L78 192L77 191L76 192L77 193V197L76 196H75V198L73 196H72L73 198L68 197L69 194H72V195L74 194L75 195L76 193H72V192L70 193L69 190H68L69 194H67L68 192L66 190V194H64L65 193V190L64 189H66V188H64ZM186 186L189 189L186 188ZM26 187H27V189L29 187V190H27ZM43 187L46 189V191H45V189ZM169 187L171 189V186L170 185H169ZM178 188L180 189V191L177 190ZM39 189H41V190L43 189V190L40 191ZM142 189H140V190H142ZM35 190H37V191L39 190V191L38 192L37 191L35 192ZM96 190H97V192H96ZM108 190L111 191L112 193L108 194ZM156 190H158V191L156 192ZM185 190H187V191L185 192ZM189 190H190V192L192 191L190 193V195L188 194L189 193ZM26 191H28V192H26ZM91 191H95L96 192L94 196H93L94 192L92 194ZM181 191L183 193H181ZM1 192H4V193H1ZM39 192H41V193L42 192H45V193H43V197H40V195H38V194H40ZM171 193H172V191L169 194H171ZM156 194H158V195H156ZM169 194H168V196H169ZM191 194H192V196H191ZM65 195H67L68 201L71 202V203H68V201H66L67 200V197L64 198ZM141 195H142V197H140ZM183 195H185V196H183ZM197 195H199V196H197ZM25 196L27 197V199L25 198ZM78 196L81 197L79 199H82V203L85 201L83 204H80V206L78 205V203H80L79 201H81V200H78ZM108 196H105L104 197L106 199H104V202L103 203H106V202L109 203L110 201L113 202V199H115V197L110 198V199H107ZM154 196H157L158 198H156ZM44 197H45V200H43ZM149 197H152V200ZM41 198H43V199H41ZM163 198L164 199L167 198V199H169V201L167 199H165L168 202H164L163 201L164 200ZM69 199H71V200H69ZM72 199L75 200L74 202H76V200H78V203L72 202ZM116 199H120V198L118 197ZM154 200L152 201L153 202L152 205H155V203H156V206H157V204L162 205V203H160L159 200H155L156 202ZM1 201L2 200H0V203H1ZM57 201H60L63 204H61L59 202L57 203ZM117 201H120V200H117ZM117 201L114 202V203H117L118 204ZM157 201H159V203ZM175 201H176V199H175ZM7 202H8V204H7ZM35 202H37L36 203L37 205H35ZM54 202H53V204H54ZM86 202H87V204H86ZM100 202L98 204H100ZM187 202H189V203H187ZM165 203H167L166 204L167 206L165 205ZM50 204H52V203H50ZM68 204H70V205H68ZM71 204H73V205H71ZM85 204H86V207H85ZM88 204H90V205L93 204L94 207H91L90 208V205H88ZM120 204H121V202H120ZM120 204H118V205L120 206ZM193 204H194V206H193ZM82 205H84V206H82ZM87 205L89 206V208H88ZM159 205L157 207H159ZM176 205H174L173 207L178 208V206L176 207ZM0 206L3 208V205H0ZM13 206H15V208H13ZM112 206H111V208H113ZM115 206H116V204H115ZM119 206H117V207H119ZM4 207H5V205H4ZM68 207H70V208H68ZM160 207H162V206H160ZM67 208H68V210H67ZM122 208H125V207H122ZM151 208H153V209L151 210ZM187 208H190L189 211H188ZM119 209H121V208L119 207ZM8 211L12 214L11 216L9 215L10 213L8 214ZM113 211H111V212H113ZM121 211H123V210L121 209ZM20 212H18V213H20ZM166 212L168 214H166ZM68 213H71V216L74 215L75 217L74 216L73 217L75 218V220H74L73 217H70V215ZM148 213H151L152 216H150ZM67 214L70 217L69 219H71V220L73 219L74 220V223L73 222H70L71 220L69 221L71 224L72 223L75 224L74 226H73V224L70 225L68 221H67V224L65 226V223H66L65 218L68 217ZM107 214H109V213H107ZM20 215H21V213H20ZM23 215H22V217H23ZM47 215H45V217L47 218V220H49L48 217H47ZM77 215H78V219L79 220L76 217ZM64 216H65V218H64ZM82 216H83V218H81ZM100 216L98 218H101ZM22 217H19L18 216L19 219L22 218ZM149 217H151V219ZM4 218L2 220H4ZM137 218L138 219L140 218V220L143 219V221H145V222H143V224L140 225V223H142V221L140 222ZM152 218H153V220H152ZM160 218H162V219H160ZM39 219H40V221H39ZM60 219H63V220H60ZM76 219H77V222H76ZM163 219H165V220L168 219L169 220V224H170V225L169 224H167V225L165 224L166 226H164V227L170 226V228H171V225H172V228L175 227L174 229H171V232H172V230L174 232H176V233L173 232L175 234V235H173L174 236L173 237L174 239L171 238L170 231L169 232L167 231V232L170 233V235H168L170 237V239L175 240V241H173L171 243H174L175 245L178 244L177 246H175L174 244H171V245L168 244L170 242V239H169V242H168L167 241L168 239L166 238L167 234H165V232H164L166 230H163V228H164L163 225H164L165 222L163 223L162 221H160V220H163ZM64 220H65V223H64ZM67 220H68V218H67ZM146 220H148V221H146ZM8 221H9V223L2 221L4 223H6L5 225L4 224L2 225V222L0 221V226L3 229V231H4V229L6 230V228L7 229L8 228H11L12 225H14V223H16V224L18 223L17 220H16L17 222H15V220L14 221H10L9 219H8ZM38 221L41 223L40 225H39ZM122 221L126 223V224L123 223V225H125V226L122 225ZM149 221H151V222H149ZM154 221H157V223H154ZM11 222H14V223L11 224ZM110 222L112 224H113V222H116L117 224L114 223L115 225L113 224L114 226H112L114 228H112L110 226L111 225ZM24 223H23V225H24ZM28 223H27V225H28ZM59 223H62L64 225L59 224ZM78 223L80 224V226H79ZM18 224L16 225L17 226L16 227L17 228L16 229L17 231L14 229L15 228V225L13 226L14 227L13 229L15 230L16 233L18 232ZM86 224H89V222H87ZM86 224H84L85 227L90 230V227H87L88 225L86 226ZM173 224H174V226H173ZM23 225H21V226H23ZM19 226H20V224H19ZM38 226H39V228H38ZM54 226H55V229H54ZM62 226L63 227H67L66 230H65V228L62 229V231L65 230L66 232H67V230H70L72 228L71 230L73 232H70V231L67 232V233H65V231L62 232L64 234H68L69 237L67 235L66 236L65 235L63 236V234L61 233L60 228H62ZM68 226L69 227L71 226V227L69 228ZM121 226H123V228L125 227V230H124L123 233H122L123 228L121 230ZM25 228H26V225H25ZM25 228L23 226V228H21V230L22 229H25ZM159 228L162 229L163 231H161ZM2 229H0V233H1L0 234V264H36V263H38V260L35 261V258L30 254V252H32V250H34V249H32L30 252H28L30 250V249H28V251H27V254L28 255H26L27 257L25 256L26 252L24 253V251H21V250H23V247L20 250L21 246L25 242V241H22V240H26V239L30 238V237H27L26 238L24 236H21L26 229L22 233H19V234L17 233L18 234V237L25 238V239H21L20 238V240H19V243L20 244L18 243L19 244L18 246L20 248L17 246V241L18 240L17 241L14 240V239H17V237L16 236H14L15 238L10 237L13 234L12 235L9 234L10 236L5 235L3 233V231H2ZM167 229L169 230V228H167ZM82 230H84L87 233V234L86 233L85 234H82V235H84L83 236L84 237L83 239L81 238L82 235L80 234V232L83 233ZM154 230L156 231V233H155ZM158 230H159V232H157ZM178 230H179V232H178ZM29 231H28V233H29ZM120 231H121V235L118 236L117 234L118 233L120 234ZM6 232L7 231H5V233ZM15 232H13V233H15ZM162 232H164V233H162ZM28 233H27V236H28ZM51 233H53L54 235L51 234ZM137 233L140 236H141V234L143 235L142 231H139L138 230ZM17 234H14V235H17ZM30 234H29V236H30ZM113 234L116 235L115 236L116 238L114 237ZM127 234L128 233H126L125 236ZM152 234L153 235L155 234L157 237L160 236V235H162L163 237H165V240L167 239L166 241L168 242L166 244H168V245L165 244V241H163L164 239H154L155 235L153 236ZM23 235H25V233ZM32 235H31V239L30 240L28 239L29 242L32 241V240H35V238H36V237L35 238L32 237ZM80 235H81V237H80ZM92 235H93V238H94L95 235L94 234H92ZM111 235L113 236V238L111 237ZM53 236H55V237H53ZM88 236L85 239L87 242L86 243L83 242L84 244H87V243L89 244V241H90V245L92 244L93 246H96L94 244H95V241L97 240V243L98 244L97 243L96 244L99 245L100 242L98 241V237L95 236L94 239H96V238L97 239L96 240H94V239L91 240L92 237L90 238ZM120 236H121V240L118 239ZM176 236L177 237L179 236L177 238V240H176ZM109 237H111V238H109ZM163 237H160V238H163ZM6 238H7V240H6ZM11 238L13 239V241L11 240ZM59 238H61V239H59ZM66 238H67V240H66ZM124 238H126V237H124ZM142 238L145 241L144 240L143 241L140 240ZM63 239L66 240L65 241V244H64ZM75 239L77 241H75ZM42 240L39 241L40 242L39 245H38V242H37V246L40 247V245L43 242L45 243V241H42ZM21 241H22L23 244L21 243ZM60 241H61V243H58ZM91 241H93V242L91 243ZM112 241H114V240H112ZM10 242H11V245H9ZM106 242H104L103 245H105ZM12 243H14V244L16 243V247L19 248V250H18V248H17V250L18 251H21V253L23 252V254H24L25 257L23 256V254L21 255L20 252H19L20 255L17 254L18 252L16 251V247L15 248H11L12 247ZM30 243L36 244V243H34V241L33 242H30ZM14 244H13V247L15 246ZM45 244L47 246H50L47 243H45ZM45 244L44 245L43 244L41 245L44 249L47 247V246L44 247ZM116 244L119 246L118 243H116ZM180 244H182V245H180ZM26 245L27 244L25 243V245H23V246H25L27 248V247L31 246L32 244L31 245L28 244L29 246L28 245L26 246ZM54 245H53V248L55 247ZM112 245L113 244H111L110 246L112 247ZM114 245H113V247H114ZM117 245L115 246V248L117 247ZM261 245H260V247H261ZM32 246L29 247V248H34V245H32ZM37 246H35V247L37 248ZM106 246H108V245H106ZM155 246H157L156 248H157V250H159L158 243H157V245L155 244ZM170 246H171V248H170ZM172 246H174V247L172 248ZM26 248H25V251L27 250ZM43 248H42V250H43ZM51 248H48L47 247L46 248L47 250L45 249L46 250L45 254H47V255H44L43 254L44 252L42 253L39 250L40 248L39 249L37 248V249L40 251L39 254L41 253L42 255H44L42 257H45V256H48L49 254H53V250L54 249L52 248V253H51L50 252L51 251ZM56 248L57 249L58 248L60 249L61 247H56ZM57 249L54 251V254H55V255L53 254L54 256H56L57 255L56 253H58L60 250L62 251V249H60V250H57ZM134 249H136V248H134ZM146 249H147V247H146ZM38 250H37V252H38ZM128 250H129V248H128ZM130 250H129V252H131V255H132L135 250L132 251V248ZM180 251H181V255H180ZM182 251H185V252H182ZM37 252H36V254H37ZM129 252L128 251L127 252H124V255H122V257H120L119 259L117 258L118 261H119V263H118V261H116L117 262L116 264H125V263L126 264H128V263L130 264L131 262H129V259H131V257H132V260L135 261L136 257L138 259L140 257L139 255L143 256L145 254L144 253L142 255L141 253L139 254V253H137L135 251L134 255H136V253H137V255L135 256V259H133L134 256H131ZM185 253L187 254V256H186ZM36 254L34 253V256L35 257H36ZM39 254H37V258L40 259L41 255H39ZM125 254L128 255V256H131V257H129L127 259L126 257H128V256H126ZM17 255H19L20 257H22V256L23 257L20 258ZM30 255H31V257H29ZM62 255H63V251H62ZM62 255L61 256L59 255V257L61 258V259L59 258L60 261H62V260L64 261L65 260V257L62 256ZM86 255H88V254H86ZM159 255H158V257H160ZM144 256L146 258V254ZM152 256H151V258L148 256L150 260L152 259ZM189 256H190V259L188 258ZM12 257H14V258H12ZM15 257H18V259H15ZM56 257H54V258L56 259ZM62 257H64V258H62ZM158 257H157V260L158 261L160 260V263H161L162 258H159L158 259ZM181 257H182L183 260L180 259ZM30 258H31V260H30ZM49 258L50 257L44 258L46 260H44L43 258L42 259L44 261H47V259H48L49 261L46 262V264H48L50 262V259ZM77 258H79V259H77ZM83 258H84V260H83ZM109 258H110V260L107 262V264L109 262H110L109 264H113L111 262L112 261L115 262V261L113 259H111V256ZM143 258L144 257H142V259ZM24 259H25V261H23ZM149 259L141 260V257H140V260L138 259L135 262H137L136 264H138V262H139V264L140 263L142 264V261H145V262L147 261L148 264H156V262H158V261H156V262L153 263V261H152L153 259L151 260V262H149ZM51 260H52V258H51ZM86 261H88L89 263L86 262ZM53 262H55V260ZM65 262H64V264H65ZM145 262H143V264ZM41 263H43V261H41ZM41 263L39 262V264H41ZM67 263L70 264L69 262H67ZM95 263H96V261L94 262V264ZM133 263H131V264H133ZM51 264H55V263H51ZM59 264H61V262ZM188 264H189V262H188ZM190 264H191V261H190Z\"/></svg>","mask_w":264,"mask_h":264},{"label":"bare ground","instance_id":"6f19581e","mask_svg":"<svg viewBox=\"0 0 264 264\" xmlns=\"http://www.w3.org/2000/svg\"><path fill=\"white\" fill-rule=\"evenodd\" d=\"M260 28H261V27H260ZM251 33H252V32H251ZM253 33H254V32H253ZM156 39H157V38H156ZM122 40L125 42V39H122ZM122 40H121V41H122ZM114 41H115V40H113V41H111V42H109V43L107 42V44H105V46H103L102 48H100L101 51L99 50L100 52H98V54H97L96 56H94L93 58L90 57V58H91V63H92V65H93V66H91V69L95 67L94 69L97 70L96 74H97L98 72H101V73H99V74H102V73H103L102 75L106 76L105 78H106L107 82L109 81L110 85H111V83H112L113 81L115 82V80H114L112 77H114V78L116 77V78L118 79V76H119V77L121 76V75H120V73H121L120 71H122V73L124 72V76H127L126 73L132 70V66L136 63L135 61H138V58L142 57V56H139V55H135V52H134V56H135V57L132 55V56H133L132 59H134V58L136 59L137 56H139V57H138L136 60L129 59V63H130V60H132V63L130 64L131 66H127V67H125V69H124V66H126V65H124V66H123V69H124V70H123V69L121 70L120 67H121L123 64H125L126 62H125V63H121V62L124 61V60H122V59H124V58L121 57V56L123 55V53H122L121 56L119 57V58H122L121 60L119 59L120 62L118 61V59H116V56H118V54L120 55V52H123V51H120L119 53H114V49H115V51H117V49H118V50H119V49H122V48H117L116 45H115V42H114ZM121 41H120V42H121ZM128 41H129V40H128ZM158 41H159V40H158ZM134 42H135V41H134ZM140 42H141V41H140ZM162 42H163V41H162ZM118 43H119V41H118ZM128 43H129V42H128ZM131 43H132V42H131ZM160 43H161V42H160ZM126 44H127V43H126ZM163 44H164V43H163ZM165 44H167V43H165ZM118 45H119V44H118ZM124 45H125V44H124ZM128 45H129V44H128ZM128 45H126V46H128ZM132 45H133V43H132ZM113 46H115L116 48L114 47V49H113ZM126 46H125V47H126ZM133 46H135V45H133ZM141 46H142V45H141ZM165 46H166V45H165ZM118 47H122V46H118ZM130 47H132V46L130 45ZM130 47L128 46V48H130ZM123 48H124V47H123ZM134 48H136V47H134ZM112 49H113V52H112ZM126 49H127V48H126ZM139 49H140V48H139ZM141 49H143V48H141ZM124 51H125V50H124ZM128 51H129V50H128ZM130 51H131V49H130ZM132 51H133V50H132ZM134 51H138V50L136 49V50H134ZM144 51H145V50H144ZM165 51H166V49H165ZM140 52H141V51H139V53L136 52V54H137V53L140 54ZM112 53H114V54H112ZM127 53H128V52H127ZM127 53H126V54H127ZM129 53H130V52H129ZM178 53H179V52H178ZM131 54H132V53H131ZM131 54H130V55H131ZM142 54H143V53H142ZM144 54L146 55V54H148V53H144ZM149 54H150V53H149ZM127 55H128V54H127ZM153 55H154V53L152 54V56H153ZM175 55H176V54H175ZM132 56H130V58H131ZM146 56H147V55H146ZM155 56H157V55H155ZM170 56H171V57H168V56H167V57L170 59V58H172V55H170ZM150 57H151V55H148V58H149V59H148V60L146 59V60H147V61H152V60H150V59H154V62H155V61H157L159 58H161V60H162V58H163L164 56H163V57L161 56V57H159V58H158V56H157V59L154 58V56H153V58H150ZM167 57L165 56V58H167ZM177 57H178V56H177ZM142 58H143V57H142ZM142 58H141V59H142ZM145 58H146V57L144 56L143 60H145ZM165 58H164V59H165ZM164 59L162 60V62L164 61ZM172 59L174 60V58H172ZM198 59H199V58H198ZM88 60H89V59H88ZM126 60L128 61V56H127ZM161 60H158L157 63H160ZM166 60H167V61H166ZM166 60H165V61H166V63H167V62H168V59H166ZM115 61H116V62H115ZM117 61L119 62V65L122 64V65H120V66L117 65V66L119 67L120 70H117V68H116V67H117L116 64H118ZM133 61H134V64H133ZM140 61H141V60H140ZM147 61H146V63H147ZM159 61H160V62H159ZM138 62H139V61H138ZM138 62L136 63L137 66H138ZM144 62H145V61H144ZM144 62H143V64H144ZM154 62H152L153 65L155 64V66H153V67H156V68H157L158 65H157L156 63H154ZM162 62H161V63H162ZM88 63H90V62H88ZM150 63H151V62H150ZM150 63H149V64H150ZM164 63H165V62H164ZM164 63H162V64H163L162 67L164 68V66H168L167 68H169V69L164 68V70H162V69H163V68H162V69H161L162 71L165 72V70H166V71H169V70H177V67H178V66H175L176 63H174L172 60L170 61V64H169V62H168V64L171 65V64L173 63L172 65L175 66L174 68H173V66H171V68H170L169 65H166V63H165V64H164ZM193 63H194V62H193ZM193 63H191V64H193ZM2 64H3V63H2ZM2 64H1V65H2ZM126 64H128V63H126ZM132 64H133V65H132ZM140 64H141V63L139 62V65H140ZM143 64H142V65H143ZM198 64H199V63H198ZM89 65H90V64H89ZM150 65H151V64H150ZM150 65H149V66H150ZM134 66H136V65H134ZM134 66H133V67H134ZM137 66H136V67H137ZM144 66H145V65H143V67H144ZM146 66L148 67V63H147ZM186 66H189L190 68L192 67V68H193V73H194V74H191L192 71H190V68H188V67L185 68L186 70H189V72H190V73L188 72V75H189V76L187 75V72H184V74L186 73L185 75H187L186 77L184 76V77H185V83H186V82L188 83V82H190V81L193 82V79L190 80V78L192 77V75H195V73H198V76H199L200 73H199L198 71H201V70H200L199 68H198L199 70H198V69H194V68H196V67L193 66V65H186ZM204 66H205V65H204ZM206 66H208V65H206ZM209 66H210V65H209ZM209 66H208V69H209ZM7 67H8V66H7ZM128 67H131V69L128 68ZM138 67H139V66H138ZM151 67H152V65L150 66V68H151ZM153 67H152V68H153ZM158 67H159V66H158ZM9 68L11 69V67H9ZM12 68H13V67H12ZM14 68H16V67H14ZM14 68H13V69H14ZM78 68H79V67H78ZM113 68H116V69L113 70ZM126 68H128V70H129V69H130V70L127 71ZM140 68H141V67H140ZM145 68H146V67H145ZM150 68H149V69H150ZM160 68H161V67H160ZM192 68H191V69H192ZM10 69H9V70H10ZM13 69L10 70L11 72L8 71V72H10V73L6 72V73H8V75H6V76H7L9 79H13V80L15 79L14 81H17V82H18L17 79H19L20 76L23 74V69H22V73H21V74H20V72L17 73L18 70L16 71V70H13ZM134 69H135V67H134ZM154 69H155V68H154ZM157 69H158V68H157ZM4 70H5V69H4ZM6 70H7V69H6ZM112 70H113V71H112ZM135 70H136V69H135ZM146 70H147V69H146ZM196 70H198V71L196 72ZM12 71H13V72H12ZM114 71H115V72L118 71V73H119V72H120V73H119V74H116V76H115V73H113ZM137 71H138V69L136 70V73H138V74L141 73V72H139V71L137 72ZM141 71H143V70H141ZM148 71L155 72L156 70H155V71H154V70H148ZM178 71H179V72H180V71L182 72L183 70H180L179 67H178V70L175 71V72L177 73ZM194 71H195V72H194ZM3 72H4V71H3ZM15 72H16V73H15ZM134 72H135V71H133V74H132V75H135ZM143 72H145V69H144ZM152 72H149V73H152ZM164 72H156V73H164ZM169 72L173 73L172 71H169ZM204 72H205V73H203V72L201 71V76H200V77H202V78L199 79V81L201 80L200 82H197L198 80H197V78H196V82H197L198 84H200V86H199L198 84H196V82L194 81L195 83H194V84H193V83H190V87H188V88H191V86H192V87H194L195 90H194L193 88H192L191 90H193V91L196 92V90L198 91L199 87L201 88V86H202L201 90H202L203 88H204V89L206 88L207 90H208L209 88H212L211 90H210V89H209V90H210V92H211V91H213V92L210 93L209 90H208V93H209V94H205V93H207V91H203V93H202L201 91H198V92L195 93V95H194V92L190 90V92H192L191 94H193V96H195V97H196V94H198V96L201 97L202 94H204V95L206 96V95H211L212 93H213V94H216V93L222 91V90L220 89V87H217V88H216V85H217L216 82H215V83H214V81L211 82L212 80H214V79H213L214 77L212 78V77H210V76L208 75L209 73H207L206 71H204ZM6 73H5V74H6ZM86 73H87V72H86ZM89 73H90V72H89ZM94 73H95V72H94ZM130 73H132V72H130ZM130 73H128V76L130 75ZM149 73H148V74H149ZM165 73H167V72H165ZM165 73H164V74H165ZM182 73H183V72H182ZM217 73H218V72H217ZM5 74H3V75H4L3 78H6V77H5ZM26 74H27V72H26ZM28 74L30 75L29 72H28ZM28 74H27V75H28ZM99 74H98V75H99ZM112 74H113V75H112ZM143 74L146 75V78H145V76H143ZM143 74H141V76L144 77L145 79H142L141 76H138L137 74L135 75V76H136L135 79H138L137 81L141 82L143 90H144V88L146 87V88H145L146 90H144V91H142V92H140V93H139V91H140L142 88L139 87L140 90L138 89V93H139L140 95H142L143 97H144V95H145V97H146V95H147V99H148V98H150V99L153 98V101L150 100V99H148V100H149V101H152V102H149V101L147 102L146 100H144V101L146 102V104H145V102L143 101L142 98L138 97L137 99H138V100L141 99V100L144 102V103H143V102L140 100V101L142 102L144 108H146V107L149 108L150 106H149L148 104L151 103V107H150L149 109H151V110L153 111V114H155V115H154V116H155V119H156L157 116H158L157 119H158L159 121H164V122H165V120H166L167 123L169 122V123L167 124V126H165L164 124H166V123L163 124V122H160V123H161L162 125H164V126H161L160 123H159L160 125L157 123L159 127H157V128L155 127L156 129L154 130V131L158 130L157 132H155V135H156L157 137H156V136H152V135H154V134H151V136L149 135L150 138H151V137H152V138H153V137L156 138V139H154V138L152 139V140L154 141V143H151V142H153V141L148 137V131H149V127H150V125H149V127H147V125H146V127L148 128V130L146 131L147 128L145 127V131H146V132H145V131H144V132H145V135H146V133H147V137L149 138V140H151V141H147V137L145 136V137H146V141H147V142H150V144H151V145H150L149 143H146V145H149V148H148V146L145 145V142H146V141H144V143L142 142V141H143V137H144V136L142 137V135H144V132H143V130H142V126H144V124H145L144 122H145V121H144V122L142 121V124L144 123L143 125H142L140 122H139V125L137 124L138 122L135 123V122H134V121H135L134 119H135L136 116H135V117H134V116L131 117V114H132L131 112H130L131 114L129 113V117H128V115H126V114H128V111H129L128 108H126L127 111H126L125 109H123V108L119 109L121 112H119L118 109H117V111H118L119 113L113 111V109H110V110L108 109L109 106L112 105V102L109 101V100H111V98H110L111 96L109 95V94H111V92H109L108 90L112 91V87H114V88H113V90H114V89H115V86H116V85H120V83H119V84H117V82L112 83L113 85H111V86H110V89H108V90H107V88H105V89L107 90L106 92H109V93H107V95H106V92H104V91L102 92V91H101L103 94H102V95L99 94V98H100V99H101V97H105V98H106V96H107V98H106L107 100L105 101L106 104H105L103 101H101L99 98H97V96H98V94H97V92H98L97 89L94 90L96 94L94 93V91H91V89H95V86H96V84H95V86H93L94 83L92 82V80H90L91 78L89 79V81H91V82L93 83V85H91L92 83H91V84H88L89 81H88V78H86L87 81H86V83H83V84H85V85L82 86V87H84L85 89H87V86H88V87H89L88 90H90V91L92 92V93L89 92V93H87V94L84 93V96H86V95L88 96V94L91 93V94L89 95V98H91V102L89 101L90 99H89V100L87 99L88 102H87V100H86V101H85V103L87 102L86 104H85L84 101L81 99V97L83 98L82 95L79 94L81 97L78 96V95H77V97H76V96H75L76 94H74L73 91L71 92V91L69 90V89L71 88V86H73L72 84H74V81H73L72 84H70V85L67 84L68 82L65 83V84H67L68 86L64 84V87H66V88L69 87V88L66 89V88L62 87V89H61V90H62V93L59 91L60 94H59V93L57 94V92H58L57 89H56L57 92H55V90H52V93L48 92V90L51 91V90H50L51 84H49V88H46V91H44L45 89L42 88V91H41V92H43V91H44V92H48V93H46V94H48L49 96H52L51 99H50L49 96H46V94H44L45 97H48L49 99H48V98H44L43 100H42L41 98H43L44 96L41 97V95L39 94V91L41 90V88L39 87V89H40V90H39L37 87H35V86H33V85H32V86L29 85V84H33L34 82L32 81L33 83H32V82L30 83L29 81H27V80H26V79H27L26 76L22 75V76H24L25 78H24V77H23L22 79L20 78V79H21V80H20L21 82H19V83L21 84V83L24 82L23 84H21L22 86H21V85L18 86L19 84L15 86V87H19V88L21 89L20 92H19V89L17 88V89H18V93H20L21 96L24 95V98H25V96H26V97H29V98H33V100H32V99L28 100V98H27L28 101H25V102H26L25 104H23V103H24V100H22L23 102L20 100V101L22 102V105H21V102L18 101V102H20V104H14V107L10 106V107H12V108H10V109H13V108L16 107L18 110L20 109L21 112L23 111V109H25L24 111L26 112V109L28 110V108H30L31 110H33L32 107H31V106H33V102H34V104H35V106H33V108L35 109L34 111H38L39 109H40L39 111H41V109L46 108L47 106H48L49 109H52V108L54 109V108H55L54 106H52V107L49 106V105L51 104V102H52V101H50V100H53V102H52L53 104H52V105H54V104L57 105V107H56L57 109H54L55 112H54V111H50V110H48V109L46 108V110H48L49 113H48L46 110L43 109V111H44L45 113H43V112L41 113V112L38 111V112H36L37 114H35V115H38V116H39V117H38V120H39V121H38V120H35V122H36V121L39 122V123L42 122V123H40V124L38 123L40 126L43 125L42 128L44 127V124H43V123H45V127H46V128L48 127L47 129H48V133H49V134L47 133V130H46V132H45V131H39V132H41L42 135L44 134L43 136H45V135H46V137H47V135L50 136V133H51L50 131H51V130H52V131L55 130V132H56V131H57V132H60V131H61L60 133H57V132L55 133V132L53 131V135H55V134H59V136H58V135H55L56 137H55V136L53 137V138H56V139H57V137H58V138L61 137L62 135H64V133L67 134L66 131H68V133H70L71 130H74V128H75V131H81V132H78V133L80 134V135H78V136H81V137H84V136H85L84 139L89 138V140H90V138H92V139L94 138V139H95L94 141H96V142L99 141V143H96V142L93 143V142H90V141H89L90 143H87L88 141H86L85 143H82V144H81V142H80V143L78 144V142H79L80 140L78 141V138H77L78 136H77V135H74V136H75V139H74V140L77 139V143H76L74 140H71L72 137L74 138V136L71 135V134H70L71 136H70L69 134H67V135H69V136L71 137L70 140H67V141H70L71 143L69 142V144H70V145L72 144V145L69 146V145H68V142L66 141V138L63 139V137H61V144H64V145L62 146V147H63L62 150H61V148H59V150H58V148L56 149V147H55V146H56V145H55V144H56L55 142H58V140L55 139V142H53V139H52V137H51V136H53V135H51L50 138H49L50 141L52 140L51 142L55 143V144H52L54 148L51 147V149H50V150L55 149V151L52 150L51 153H52V155L54 154V157L56 156L57 159L59 158V159H58L59 162H60V157H59L60 155H59V152H60V154H62V155H63V153H64L63 150H66L65 153H70V155L68 154V156H66V158H69V159H70L69 162L72 161L70 164H69V162H67L68 159H67V161H66V158L64 157V155H63L62 157H64L65 159H64V160L61 159V160H63V161L60 162L62 165L67 163V164H68V167H70V169H65V168H66V165H63V167L61 166V167L63 168V169H62L63 171H67V172H68V173H67V176H66V172L64 173L62 170H60V171H61V174H60V172L58 171L59 176H60V175L62 176V175L64 174L62 177H64V179H65L64 181L67 183V184H65L66 186H68V183H69V186H71L70 188H72V187H74L75 185H77V182L74 183L75 181H72L73 183H72V182L70 183L69 180H72V179H69V178H67V177H68L69 174H71V175H72V174H73V175H77V174L79 173V174L77 175L78 178H76V179H78V180H81V181L78 183V186H79V184L81 183V184L83 185V187H84V186H86L85 188H87V187L89 188V187H90L92 190H95V189H93V188H99V189H100V187H101V189H102V188H104V189H110V190H112V192H114L113 195L115 194V195L117 196V197H116L115 195L113 196V197H115V199H113V202L110 201L109 203H107V202L105 201L106 203H103V202H104V199H106V198H104V197H105V196H108V195H107V191L105 190L106 192H102V193H103V195H102V193H98L97 190H96V192L99 194L98 197L100 196V194H101L102 196H104L105 193H106V194H105L104 197H102L103 199L100 198V201L102 200L101 202L99 201V198H98V201H97V203H96L97 205H95V206H97V207L94 208V209H98V210H99V206L102 205V206L100 207V210H101L102 207L107 206V207H105V209H102L103 211L101 210V212H102V213L107 212V213H109V214L105 213V214H106L105 216H107V219H106V217H105V218L103 217L104 215L102 216V214H101L100 212L97 211V212H96L97 215H98V213L101 214V216L98 215V216L95 217V218L98 219V220H95V221H94V220H92V219H89V217H93V214L95 213L96 210H95V211L93 212V214H92V213H91V211H92V208H91V207H94V206H93V204H91V205L88 204V205H90V208H91V211L89 210V213H91L92 216L86 217V219H85V217H84V220H86L87 222H89V224H86L87 222L80 221V224H81V222H83L84 224H86V226L88 225L87 227H90V226L92 225V224L90 225L91 220H92V222L94 221V223L97 222V224H98V221H100L99 219H102L101 221L104 222L105 224H102V223H101V227H100V226H99V227H100V228H102V227L104 228L107 222L103 221V218H104V220H106V221H108V219H109L108 217H111V218H112V217L115 215V214L113 215V213H114L113 210L115 209V207L118 208V209H115V210L119 211V214L121 213L120 215L117 214V215L115 216L116 219H117V216H118V220H119V216H120V219L122 220L123 217H124V218L126 217L125 214L127 215V214L129 213L128 216H130V215H132L133 213H135L137 209H138V212H140V213H138V214H141V215H142V214H143V213H142L143 210L145 211V209H146L147 207H148V208H147L148 210L150 209V208H149V203H150V202H151V206H153V207L155 206L154 209L151 208V210L153 209V211H154V213L151 211L154 215H155V214H159V215H160V214H161V215L163 214L165 218H168V217H169V219H170V214H169L168 217L165 216V211H166L165 209L168 208L169 206L171 207V205H172L171 202H172V201H173V203H175L174 205H176V202H178L177 200L180 199V198H182V196H180V197L177 198V194H178L177 192H178V191L176 192V191L174 190V189H175L174 187H175L176 185H174L172 182L176 181V184H177V187H178V185H180L179 183H180V182H183V178H184V176H185V177H186V176H192V175H189L188 169H189V171L192 170V171L194 172V175L197 174L196 177L199 176V175H198L199 173H202V170H201V172H200V171H196V170H194V168H195V169L199 168V170H200V167L203 168V166H201L199 163H197V161L195 162L194 160H195V158H196V159H199V156H200V159L202 158V157H201V156H202L201 154H202V152L204 151V149H206V151H207V146H208V147L211 146V147L209 148V150H211V151H207V153L210 154V157H211V155H212V158H213V156H215V155H213V154H215L214 152L216 151V150H214V149L217 148V147H215V144H210V143L208 144V143H207L208 141H207V142L205 141V135H206L205 132H209V133H207V136H208V137L206 136V140H207V138H209V139H211L212 142H213V141H214L213 139H214V137H215L214 135H213V138L210 137V136H212V135H210L211 132H210L209 128H207V127L209 126V125H207V124H208V120H209V118H207V116L205 115V113H206V111L209 112L210 109L213 108V105L210 104V102L214 104L213 101H215V102H217V101L219 102V100L221 101V100H222V95L218 93V94L216 95V98H215V96H213L214 98H213V97H212V98H211V97H207V98H210L211 101H209V99H208L207 101H206V100L204 101V99H206V98H204V95H203V98H204V99L201 97V98L203 99V101H200V98H199V99L197 98V100H196L195 97H194V99H191V98H192V97H191L192 95L189 93V96H187V94H186V93H188V91L186 92V90H189V89H185V86H184V88H183L182 86H179L180 84H178L179 81L182 80V78H181V79L177 78L178 80L176 79V81H177L176 83L178 84V88H179V87H182L183 89H185V95H186L188 98H190V99L192 100V101H191V100L189 101L188 99H186V100H188V107H190L189 109H192V108H191L192 105H191V106H189V105L193 102V100H195V102H193V103H194L193 105H196V106H197V107L193 106V107H195V108H194L193 110L190 111V113H191L190 115H192V117H191V116L189 115V113H188V112H189V111H188V110H189L188 107L186 108V109H188V110H187V111H188V112H187L188 115L185 114V118H186L187 116H188L187 118H189V116H190V117H191L190 119H192V121L190 120L191 122H188L189 120L186 118V119L188 120V121L186 122V124H187V123H188V124L186 125V124H184V122L186 121V119L184 118V116H182V115H184V113L186 112V111H185V112L183 113V111H182L185 107H184V105H183V109H182V107H181L182 105L179 106L181 103H185V102H186L185 99H184L185 102H183V100H181V99L179 98V97H180L179 92H180V91L183 92L184 90H182V88H179V90H178V88H177V84L172 83V84L176 85L177 92H176V93H173V91H174L176 88L174 89L173 85L171 84V85H172V88H173V89H172L171 87H169V86H171V85L169 84V85H168L169 88H167V90H170V89H171L170 92L168 91L169 93H171V95H169L168 92H164V91H166V87H167L166 84L169 83L168 81H166V82H168V83H166L165 81H162V82H165V83L161 84V81H159V82H158V80H156V82L154 81L155 79H159V80H160V79H161V76H160V75H159V76H160V78H159V76H157V74L153 75V73H152V74H149V75L151 76V78H150V76H149L146 72L143 73ZM178 74H180V73H177V75H175V73H174L175 77H176V76H181V74H180V75H178ZM203 74H205V75H203ZM206 74H207V76L210 77L211 79H208V77L206 76ZM29 75H28V76H29ZM102 75H101V76H102ZM108 75H109V76H108ZM111 75H112V77H110ZM139 75H140V74H139ZM152 75L154 76V78L152 77ZM167 75L169 76V75H171V74L167 73ZM0 76H1V75H0ZM30 76H31V75H30ZM30 76H29V77H30ZM91 76H92V75H91ZM124 76H123V77H124ZM135 76H133V78H134ZM147 76H148V77H147ZM162 76H163V74H162ZM168 76H166L165 78H167ZM171 76H173V75H171ZM198 76L196 75V77H198ZM205 76H206L207 79H208L207 81H206V79H205V78H206ZM211 76H212V75H211ZM32 77H34V76L32 75ZM32 77H31V78H32ZM87 77H88V76H87ZM108 77H109V79H113V81H112V80H109ZM121 77H122V76H121ZM130 77H131V75H130ZM137 77H138V78H137ZM182 77H183V74H182ZM184 77H183V78H184ZM187 77H189V78H187ZM0 78L2 79V77H0ZM16 78H17V79H16ZM31 78H29L28 80H30ZM99 78H101V77H99ZM105 78H103V76H102V78H101V81H102L101 83L103 84V82H104V84H105V85H103V86H106V83H107V82L105 83V81H106ZM125 78H127V77H125ZM140 78H141V81H140ZM147 78H149V79H147ZM152 78H153V79H152ZM165 78H164V79H165ZM186 78H187V79H186ZM32 79H33V78H32ZM35 79H36V77H35ZM97 79H98V78H97ZM102 79H104V80H102ZM119 79H120V78H119ZM119 79H118V80H119ZM123 79H124V78H123ZM150 79H151V81H148V80H150ZM162 79H163V77H162ZM188 79H189V81H188ZM202 79H204V80H202ZM6 80H8V79H6ZM6 80H5V81H4L3 79H2V81L0 80L1 83H2V86L0 85V87H2V88H3L2 90L5 91V92H3L2 90L0 91V92H1V96L3 97L4 94L6 93V94H5L6 97L10 98L9 95L11 94L10 96H12V97L10 98V100H11V99H14V100L16 101V99H18V97H17V96H16L17 98H13V97H15V95H16L17 92H15V90H14L13 88H12V90H13V92H15L14 94H12L11 90H9V89L7 90V88H10V85H11V84H9V80H8V82H7ZM22 80H25V81H22ZM33 80H34V79H33ZM59 80H61V79H59ZM62 80H63V79H62ZM121 80H122V79H121ZM121 80H119V82H121ZM124 80H125V82H126V79H124ZM143 80H145V81H143ZM146 80L149 82L150 86H149V85H148V86L146 85V83H147ZM186 80H187V81H186ZM194 80H195V79H194ZM37 81H40V80H37ZM63 81H64V80H63ZM75 81H77V80H75ZM81 81H82V80H81ZM93 81H94V80H93ZM110 81H111V82H110ZM122 81H123V80H122ZM137 81H136V82H137ZM142 81H143L144 83H145V82H146V83L144 84ZM152 81H153V82H152ZM183 81H184V79H183ZM203 81H204V82H203ZM3 82H4V83H3ZM5 82H6L7 84H6ZM25 82H26V83H29V84L26 85ZM59 82H60V81H59ZM59 82H57V84H58ZM84 82H85V79H84ZM99 82H100V80H99ZM127 82H128V81H127ZM136 82L134 81L135 84H136ZM139 82H138L137 84H139ZM150 82H152V83H150ZM170 82H172V81H170ZM180 82H181V81H180ZM205 82H207V83H206L207 85L205 84V86H203L202 83H205ZM134 83H133V84H134ZM154 83H155V85H154ZM159 83H160V84H159ZM183 83H184V82H183ZM183 83H181V85H183ZM185 83H184V84H185ZM187 83H186V84H187ZM210 83H213V84L211 85V87H210V85H209V88L206 87V86H208V84H210ZM16 84H17V83H16ZM55 84H56V83H55ZM75 84H76V83H75ZM75 84H74V86L76 87ZM77 84H78V83H77ZM86 84H88V85L86 86ZM114 84H116V85L114 86ZM122 84L125 85V84H124V81H123ZM135 84H134V85H135ZM141 84H139L138 86H140ZM143 84H144V87H143ZM147 84H148V83H147ZM156 84H157V85H156ZM192 84L195 85V86H193ZM4 85H7V88H6V86H4ZM28 85H29V86H28ZM53 85H54V84H53ZM62 85H63V83H62ZM98 85H99V84H98ZM100 85H101V84H100ZM145 85H146V86H145ZM153 85H154V86H153ZM162 85H163V86H162ZM197 85H198L199 87H198ZM221 85H222V83H221ZM8 86H9V87H8ZM11 86H12V85H11ZM41 86H42V85H41ZM44 86H45V85H44ZM55 86H56V85H54V87H55ZM57 86H58V85H57ZM59 86H61V85L59 84ZM74 86H73V88H74V90H76ZM77 86H78V85H77ZM80 86H81V85H80ZM90 86H92L93 88H91ZM103 86H102V87H103ZM107 86L109 87V84H108ZM151 86H153V87H155V88L153 89V87L151 88ZM156 86H157V87H156ZM158 86H159V87H158ZM164 86H165V89H164ZM186 86H189V83H188V85H186ZM4 87H5L6 90L9 92V94L7 93L6 90H4ZM45 87H46V86H45ZM54 87H52L51 89H54ZM82 87H81V90L83 89L84 91H88V90H85V89L82 88ZM96 87H97V86H96ZM117 87H118V86H116V88H117ZM147 87H148V88L150 87L149 89H153V92H154V93H155V89L157 90L155 96L159 95L160 92H161V94H163V98H164V99H162V97H160L161 94H160L159 96H157L156 99H154L155 96H154V93H152V90L150 91L151 94H150L149 92H148L149 94H145V93H147V90L149 91V89H148ZM160 87H161V88H160ZM56 88H57V87H56ZM76 88H77V90H79L78 88H80V87H76ZM100 88H101V86H100ZM214 88H216L217 90L214 89ZM218 88H219V91H218ZM223 88H224V87H223ZM15 89H16V88H15ZM158 89H160V90L158 91ZM161 89H163V90H161ZM180 89H181V90H180ZM204 89H203V90H204ZM213 89L215 90V92H214ZM59 90H60V87H59ZM64 90H67V91L69 90V91H70V92L68 91L69 94L73 93V94L70 95V97H71L72 95L75 96V97L73 96L74 99L71 98L72 100H70V102H71V103L69 104L70 106H69V105H63V106H62V103L65 104V101L68 99V98H67V93H65L66 95H64V93H63ZM77 90H76V91H77ZM199 90H200V89H199ZM220 90H221V91H220ZM225 90H226V89H225ZM16 91H17V90H16ZM67 91H65V92H67ZM76 91H75V93H77ZM79 91H80V90H79ZM178 91H179V92H178ZM41 92H40V93H41ZM44 92H43V93H44ZM162 92H163V93H162ZM181 92H180V93H181ZM199 92H201V93H199ZM204 92H205V93H204ZM222 92H223V91H222ZM18 93H17V95H18ZM93 93L95 94L96 99H98V100L101 101V102L99 101L100 103L97 102V100H96L95 97L93 96ZM142 93H144V95H143ZM157 93H158V94H157ZM172 93L174 94V98H176V97H175V94H176V96L179 94V97H178V96H177V97L179 98L180 101H182V102H180V101L178 100V101L180 102V104H179L178 102H177V103H178L179 105L176 104V105L178 106V107H176L177 109H178L179 107H180V109H182V110H178L179 112L182 111L181 116H180V113L177 111V109L173 106L174 101H172V100H175V99H173ZM177 93H178V94H177ZM224 93H225V92H224ZM224 93H223V94H224ZM7 94H8V95H7ZM50 94H52V95H50ZM56 94L59 95V96H58V98H56L57 96H55V99H54V95H56ZM69 94H68V95H69ZM77 94H78V93H77ZM85 94H86V95H85ZM164 94H168V95L170 96L168 99H170V101H171V103H172V108H170V107H171V104H169V101H168V99L166 98V96L168 97V95H164ZM181 94H183V93H181ZM199 94H200V95H199ZM213 94H212V95H213ZM231 94H232V93H231ZM60 95H63V97L66 96V97H65L66 100H65V98H64V102L61 101V100L63 99V97H62L61 100L59 99V98H60ZM91 95H92L93 97H92ZM96 95H97V96H96ZM104 95H105V96H104ZM108 95H109L110 97H109ZM149 95H150L151 97H148ZM152 95H153V96H152ZM190 95H191V96H190ZM219 95H220V96H219ZM21 96H19V97H21ZM87 96H86V97H87ZM100 96H101V97H100ZM198 96H197V97H198ZM225 96H226V95H225ZM39 97H40V98H39ZM70 97H69V98H70ZM78 97H79V98H78ZM136 97H137V96H136ZM145 97H144V99H146ZM159 97H160V98H159ZM181 97H182V96H181ZM187 97H186V98H187ZM217 97H218V98H217ZM219 97H221V98H219ZM3 98H5V97H3ZM21 98H23V97H21ZM24 98H23V99H24ZM34 98H36V101L34 100ZM37 98H39V99H37ZM93 98H94L96 101H94ZM108 98H110V99H108ZM139 98H140V99H139ZM158 98H159V99H158ZM165 98H166L167 101L165 100ZM171 98H172V100H171ZM183 98H184V97H183ZM19 99H20V98H19ZM19 99H18V100H19ZM45 99H46V100H45ZM57 99H59V100H58L59 103H55L54 100H56V102H57ZM76 99H78V100H76ZM79 99H80V100H79ZM83 99H84V98H83ZM85 99H86V98H85ZM126 99H127V98H126ZM126 99H124L125 102H126ZM161 99H162V100H161ZM213 99H214V100H213ZM215 99H216L217 101H216ZM223 99H224V98H223ZM14 100H13V101L11 100V101H9V102H14ZM40 100H42V101H41V102H42L41 105L38 103V102H40ZM48 100L50 101L49 104L47 103ZM74 100H76V103H77L78 101H79L80 103H77V104H76V103H75V104L72 103V102H75ZM81 100H82L83 102H81ZM104 100H105V99H104ZM138 100H136V101H138ZM156 100H157V101H156ZM158 100H159V102H158ZM163 100H165V101H163ZM212 100H213V101H212ZM226 100H227V98H226ZM5 101H6V100H5ZM43 101H46V103L44 104ZM49 101H48V102H49ZM124 101H123V102H124ZM133 101H135V99H134ZM133 101H132V102H133ZM175 101H177V99H176ZM1 102H2V101H1ZM9 102H8V103H9ZM60 102H61V103H60ZM89 102H90V104H91V103L93 104L94 102H95V104H96V102H97L99 105H98V104H97L96 106H95V105H90ZM109 102H110L111 104H110ZM141 102H140V103H141ZM153 102H156V103H157L156 108H155V105L152 104ZM162 102H165V103L168 102L167 104L170 105V107H167V106L165 105V106H166L165 111L167 110V111H169V112L166 111V112H167V113H166V112L164 111V109L159 105V104H161ZM203 102H204V103H207V106H205L206 104L203 105V104H204ZM208 102H209L210 105H212V107H211V106L209 107L210 109L208 108V105H209ZM6 103H7V102H6ZM81 103H82V104H81ZM83 103H84V104H83ZM102 103H103V104H102ZM108 103H109V106L107 107ZM134 103H135V104L132 103V107H133V105H134V107L136 108V107H137V106H136V103H138V102H134ZM165 103H164V104H165ZM200 103H202V106H203L204 109H203V108H199V107L201 106V105H199ZM3 104H5V103H4V100H3ZM72 104H73V105H72ZM87 104H89V105H87ZM101 104H102V105H101ZM104 104L106 105L107 109L104 108V106H105ZM138 104H139V103H138ZM185 104H186V103H185ZM219 104L222 106L224 103H220V102L217 103V105H219ZM6 105H7V104H6ZM6 105H5V106H6ZM10 105H11V104H10ZM12 105H13V104H12ZM44 105H46V106L44 107ZM59 105H60V106H59ZM85 105H87V107H86ZM103 105H104V106H103ZM144 105H145V106H144ZM153 105H154V107H152ZM158 105H159L160 107H159ZM0 106H1V105H0ZM2 106H3V105H2ZM185 106H186V105H185ZM202 106H201V107H202ZM215 106H216V105H215ZM224 106H225V105H224ZM139 107H140V106H139ZM143 107H142V108L140 107V109L137 107V108H138V112H142V111H143ZM219 107H220V106H219ZM110 108H111V107H110ZM137 108H136V109H137ZM168 108H170V109H168ZM173 108H175L176 111L173 112V110H175V109H173ZM205 108H206V110H205ZM207 108H208V109H207ZM0 109H1V108H0ZM4 109H5V107H4ZM7 109H8V111H9V108H7ZM53 109H52V110H53ZM141 109H142V111H141ZM153 109H154V110H155V109H156V110L158 109L159 111H162V109H163V111L161 112V113H163V116H161L162 114H161L159 111H158V112H159V113H158L156 110H155V111H156V112H155ZM5 110H6V109H5ZM115 110H116V109H115ZM123 110H124V111H123ZM151 110L149 111L148 109H146L144 112L149 111V112H148V115H150V114H152ZM204 110H205V111H204ZM208 110H209V111H208ZM212 110H213V109H212ZM212 110H211V111H212ZM24 111H23V112H24ZM130 111H131V110H130ZM132 111H134L133 113H135V109L132 110ZM171 111H172V112H171ZM220 111H221V109H220ZM27 112H31V111H27ZM46 112L48 113V116L46 115V114H47ZM50 112H51V113H50ZM126 112H127V113H126ZM136 112H137V111H136ZM138 112H137V113H138ZM175 112H176L177 114H176ZM6 113H7V112H6ZM52 113H55L56 115H55V114H52ZM149 113H150V114H149ZM168 113H169L170 115H169ZM178 113H179V115H178ZM209 113H210V112H209ZM209 113H208V114H209ZM220 113H221V112H220ZM220 113H219V115H220ZM3 114H4V113H3ZM10 114H11V112H10ZM19 114H20V113H19ZM23 114H27V113H23ZM23 114H22V116H23ZM31 114H32V117H33V118L36 117V116H33V111H32ZM41 114H43L44 116L46 115V118H48V119H45L44 116L41 115ZM50 114L53 115V116H50ZM135 114H136V113H135ZM139 114L142 115V113H139ZM143 114H145V113H143ZM153 114H152V116L150 115L151 118H153ZM156 114H157V115H156ZM158 114H159V115H158ZM221 114H222V113H221ZM27 115H28V114H27ZM118 115H119V116H118ZM132 115H134V114H132ZM146 115H147V113H146ZM148 115H147V116H148ZM164 115H165L166 117H164ZM167 115H168V116H167ZM211 115H212V113H211ZM5 116H7V115H5ZM30 116H31L30 114L27 116V117H29V121L32 119V118H30ZM126 116L128 117V119H127ZM144 116H145V115H144ZM144 116H143L142 118H144ZM147 116H146V119H147ZM178 116H180V117H178ZM205 116H206V117H205ZM17 117H18V116H17ZM42 117H43V119H42ZM52 117H53V118H52ZM130 117H131V119H130ZM140 117H141V116H140ZM140 117H139V115H138L137 118L140 119ZM148 117H149V116H148ZM160 117H161V119H160ZM167 117H168V119H167ZM169 117H171V118L173 117V121H172V119L169 118ZM182 117L185 119V121L182 119V120H183V123H182V121L180 122V120L178 121V119H179V118H182ZM215 117H216V116H215ZM18 118H19V117H18ZM49 118H50V119H49ZM137 118H136V120H137ZM149 118H150V117H149ZM149 118H148V119H149ZM151 118H150V119H151ZM162 118H165V119L162 120ZM174 118H177V119H176V122L178 121V123H179V122L182 123L181 126H182L183 129L181 128V126H178L177 129H176L174 132L171 131V130L173 129V127H175V124H176V122H174V121H175ZM218 118L220 119V117H218ZM20 119H21V118H20ZM36 119H37V118H36ZM55 119H56V120H55ZM153 119H154V118H153ZM153 119H152V120H153ZM170 119H171L172 122L170 121ZM204 119H205V121H204ZM206 119H207V120H206ZM212 119H214V118H212ZM215 119H216V118H215ZM2 120H3V119H2ZM13 120H14V119H13ZM33 120H34V119H33ZM33 120H32V121H33ZM46 120H47V121H46ZM49 120H51L50 122H51V126H52V128H51V126H50V124H49V123H50ZM53 120H54V122H53ZM128 120H129L130 122H128ZM144 120H145V119H144ZM216 120H218V119H216ZM16 121H17V120H16ZM55 121H56V123H55ZM139 121H140V120H139ZM197 121H199V122H197ZM201 121H202V122L204 121V122L202 123V125H200V124H201ZM26 122H27V120H25V123H26ZM30 122H31V121H30ZM37 122H36V126H37ZM47 122H48V123H47ZM57 122H58V124L61 122L62 125H59V126H63L62 128H63V129L66 128L67 130L65 129L66 131L64 130V132H63V131H62L63 129H61L59 126H58V129H59V128H60V129L57 130V128H56L57 125H58ZM120 122H121V123H120ZM124 122L126 123V125H125ZM146 122H147V120H146ZM155 122H156V121H155ZM155 122H151V127H152V125H153V127H154ZM170 122H171V123L174 122V125H173L172 129H171V125H172V124H170ZM194 122H195V126L192 125V124H189V123H194ZM205 122H206V123H205ZM217 122H218V121H217ZM13 123H14V122H13ZM17 123H18V122H17ZM20 123H21V122H20ZM22 123H23V122H22ZM22 123H21V124H22ZM46 123H47V124H46ZM123 123H124V124H123ZM129 123H131L132 126L128 125L130 128L127 127L128 129L125 130L124 125L127 126V124H129ZM134 123H135V124H134ZM149 123H150V122H149ZM149 123H146V124H149ZM152 123H153V124H152ZM178 123H177V124H178ZM196 123H198L197 125H199V126H196ZM199 123H200V124H199ZM204 123H205V124H204ZM214 123H215V122H214ZM11 124H12V123H11ZM29 124H30V123H29ZM41 124H42V125H41ZM52 124H53V125H52ZM54 124H55V125H54ZM157 124H156V126H157ZM169 124H170V125H169ZM177 124H176V125H177ZM203 124H204V125H207V127H206V128L204 127V128L201 129V126H204ZM15 125H16V124H15ZM15 125H14V126H15ZM25 125H26V124H25ZM31 125L33 126V123H31ZM31 125H30V127H31ZM39 125H38V127H39ZM46 125H47V126H46ZM48 125H49V126H48ZM121 125H122V128H123V129H121V128H117L118 126L120 127ZM168 125H169V126H168ZM184 125H185V126H184ZM3 126H4V125H3ZM8 126H9V125H8ZM18 126H19V125H18ZM22 126H23V125H22ZM53 126H54L56 129H54ZM66 126H69V127L67 128ZM183 126H184L185 128H184ZM216 126H217V125H216ZM30 127L28 126V127H26V128H29L28 130H29L30 133H31ZM38 127H36L37 130L35 129L36 131H35V130H32L33 132L35 131V132H34L35 134H33V135H35V137H36L37 135H38V136H39V135L41 136V134H37V133H39V132H38V129H39ZM45 127H44V128H45ZM70 127H71V128H70ZM79 127H80V128L82 127V128L79 129ZM140 127H141V128H140ZM198 127H199V128H198ZM4 128H5V126H4ZM11 128H12V127H11ZM16 128H17V127H16ZM21 128H22V127H21ZM40 128H41V127H40ZM49 128H51V129H49ZM111 128H112V130H114L115 128H117V129L114 130V132H116V133H114V134H115L114 136H113V133H112V135L110 134V131H109V130H111ZM218 128H219V127H218ZM17 129H18V128H17ZM22 129H23V128H22ZM31 129H33V128H31ZM69 129H70V130H69ZM78 129H79V130H78ZM118 129H120V130H122V131H120V130H118ZM152 129H154V128H151L149 132H151V131L153 132ZM205 129H207V130L203 132V130H205ZM8 130H9V129H8ZM15 130H16V129H15ZM26 130H27V129H26ZM84 130L87 132L88 136L84 135V133L86 134V132H85ZM116 130H118V131H116ZM201 130H202V131H201ZM218 130H219V129H218ZM9 131H10V130H9ZM75 131H72V134H73V132L75 133ZM213 131H214V130H213ZM12 132H13V131H12ZM16 132H18V130H17ZM16 132H15V133H16ZM42 132H45V133H47V134L42 133ZM62 132H63V133H62ZM82 132H83V134H81ZM171 132H172V133H178V132H181V134H182V132H184L185 135H187V139H188L187 141H188V142H186V145H185V143H184V142L186 141V140L184 141V138L186 139V136L183 135L184 137H181V139H180L179 135H180V136H182V135L179 134V135L177 136V137H179V138H176V137H175V138L177 139V140H176L177 142H175V143H176V145L178 144V147H179V148H178L177 146H176V147H177L178 150H179V149L181 148L179 145H181L182 147H184L183 149H182V148H181V149H182V150L185 149L183 153L186 152L187 154L189 153L188 151L191 150V151H190L191 153H189L188 155L185 153L186 156H190V154H193L192 150H193V151L195 150L194 153H196V151H197V154H194L195 158H194L193 155L190 156V157H191V160H192V158H194V159L192 160V161H194L193 164L195 165V164L197 163L196 165L199 164L200 167H196V166H194V165H192V166H193V167H192L191 164H190V163H192V162H190L191 160L189 159V160H190L189 162H188V161H185V159H187V157H186L184 154H182V153H181V155H183L184 157H183V156H181V157H182L183 159L180 157V158H181L180 161L178 160L180 155L177 154V153H179L178 151H177V153H175L176 150H177V149L175 150V145L173 144V143H174L173 141H175V138H174V136H173V134H172ZM30 133H29V134H30ZM54 133H55V134H54ZM61 133H62V134H61ZM127 133H128V134H127ZM153 133H154V132H153ZM219 133H220V131H219ZM24 134H26V133H24ZM29 134H28V135H29ZM51 134H52V133H51ZM75 134H77V133H75ZM138 134H139V135H138ZM159 134H161V135H159ZM213 134H214V132H213ZM22 135H23V134H22ZM137 135H138V136L141 135V138H142V139L139 140V138L137 137ZM158 135H159V136H158ZM162 135H163L164 137H167L166 139L163 138V139H165V141H166V140H169L168 138H170V137L172 136V139H170L171 141H169L168 143H171L170 146L174 149V152H173V153L171 152V154H169V155H168L165 151L171 150L172 148L169 149V148H170L169 145L167 144V145H168V146H167V145L165 144L164 140H163V139H160V137H161ZM209 135H210V136H209ZM40 136L37 137V138H39L40 140H39V139H35V140H36V141H37V140L40 141V143H41V142L44 143V145H43V144H39V142L37 141L38 144H37V142H35V145H34V146L36 147V145H39V146L43 145L41 148H42V150L44 151V153H43V152H42V153L44 154L43 157H44V159H45V157H46V156H45V153H46L45 150L48 151V149H49V147H50V145H51V144H49V145H47V144H48V143H51V142H50L49 140L46 139V141H48V142H47V144H45L46 141L44 140V138H42V137L40 138ZM69 136H67V137L69 138ZM76 136H77V137H76ZM163 136H162V137H163ZM17 137H18V136H17ZM25 137H26V136H25ZM29 137H30V135H29ZM29 137H27V138L29 139ZM32 137H33L32 140L29 139V140H31V144L34 143V142H32V141H34V138H35L34 136H32ZM81 137H79V138L81 139ZM111 137H112V138H111ZM129 137H130V138H129ZM145 137H144V140H145ZM68 138H67V139H68ZM137 138H138V140H137ZM173 138H174V139H173ZM20 139H21V138H20ZM20 139H19V140H20ZM22 139H23V138H22ZM41 139H43L44 142H43ZM82 139H83V138H82ZM158 139H159V140H158ZM178 139L183 140L182 143H183L185 146L182 145V143H180V142H179L180 140L178 141ZM24 140H26L25 143H24ZM24 140H23L22 142H17L18 145H16V147H20V148H19V151H17L18 148H17V149H13V148H16V147H15L14 145H12V142H10V143H11V145H10L11 147L9 146L10 150L8 149L9 151L6 150V152H8V153H9V152H12V153H13L12 156H14L15 154L17 155V156L14 157V158H16V157H17V158H16V159H13V158H12V159H13L12 161L15 162V163H16V161L20 162V163L23 165L24 171L26 170L27 174L30 172L29 170H30L31 165H32L31 163H33V165H35V164H34L35 162H37V164H38V163L40 164L41 161L43 160V161H42V164H44L45 166H48V165H49L50 167H49V166H48V167H49L50 169H52V168H54V167L56 166V164H55L54 166L51 167V165H53L54 162L56 161L55 158H51V159H47V160H46V159H45V160L42 159L41 161L39 160L40 162H39V161H35V160H34V162H31V160H32V157H31L32 154H37L36 152L39 153L38 148H40V147H36L37 151H36L35 153H32V152H31V150H33L32 148H31V150H27V148L30 149V146H31L30 141H29V143H28V142H27V139L24 138ZM87 140H88V139H87ZM136 140H137V141H136ZM141 140H142V141H141ZM155 140H156V141L158 140L157 142H159V141H160V142L163 141V142H164V144L162 143V144H163V147H162V145H160V144H161L160 142H159V144H158V143H156ZM172 140H173V141H172ZM20 141H21V140H20ZM64 141H65V142H64ZM72 141H73V142H72ZM81 141H82V140H81ZM92 141H93V140H92ZM139 141H140V142H139ZM26 142H27V144H26ZM59 142H60V141H59ZM59 142H58V143H59ZM63 142H64V143H63ZM82 142H83V141H82ZM141 142H142V143H141ZM189 142H190V143H189ZM210 142H211V141H210ZM212 142H211V143H212ZM17 143H14V142H13V144H17ZM19 143H23V145H22V144H19ZM58 143H57V144H58ZM140 143H141V144H140ZM166 143H167V142H166ZM206 143H207V144H206ZM214 143H215V141H214ZM25 144H26V145H25ZM28 144H29V145H28ZM59 144H60V143H59ZM66 144H67L68 146H67ZM73 144H75V145H73ZM187 144L189 145V148H190V144H191V148H193V149L190 148L189 150L186 151V148H187L186 146H187ZM205 144H206V145H205ZM6 145H7V144H6ZM20 145H21V146H20ZM32 145H33V144H32ZM46 145H47L48 149H46ZM52 145H51V146H52ZM65 145L67 146V149L65 148V147H66ZM172 145H173V146H172ZM213 145H214V146H213ZM23 146H24V147L29 146V147L24 148ZM44 146H45V150L43 149ZM192 146H193V147H192ZM212 146H213V148H214V147H215V148L213 149ZM161 147H162V148H161ZM205 147H206V148H205ZM4 148H5V147H4ZM33 148H34V147H33ZM140 148H141V151H140ZM145 148H147V150H148L147 154H148V156L150 155L149 157L146 156L147 154H146V152L144 151ZM195 148H196V149H195ZM12 149H13V150H12ZM23 149H24V150H23ZM173 149H172V150H173ZM181 149H180V150H181ZM1 150H2V149H1ZM11 150H12V151H11ZM21 150L24 151V152H22ZM25 150H27V151H25ZM60 150H61V151H60ZM159 150H160L164 155L167 154L168 157H165V158H168V159H170L171 161L168 160V159L162 158L161 156H162L163 154H162L161 152H159ZM180 150H179V151H180ZM15 151H16V153H15ZM34 151H35V150H34ZM40 151H41V149H40ZM53 151H54V152H53ZM57 151H58V154H57ZM62 151H63V152H62ZM139 151H140L142 154H141ZM143 151H144V153H145L146 155L143 153ZM20 152H21V153H20ZM27 152H28V153L30 152V154H31V153H32V154L26 157L25 155L28 154ZM55 152H56V155H55ZM138 152H139V153H138ZM180 152H181V151H180ZM210 152H212V153H210ZM18 153H19V156H18ZM24 153H25V155H24ZM26 153H27V154H26ZM40 153H41V152H40ZM40 153H39V155H40ZM42 153H41V154H42ZM65 153H64V154H65ZM159 153H160V154H159ZM168 153H170V152H168ZM199 153H200V154H199ZM204 153H205V152H204ZM216 153H217V152H216ZM9 154H10V153H9ZM139 154H140V155H139ZM174 154L179 155L177 161H175L176 158H177V155H175V156H176V158H175V157H173ZM198 154H199V156L196 157V155H198ZM205 154H206V153H205ZM205 154L203 155V156H204L203 158H205V156H208L207 154H206V155H205ZM20 155H21V156H20ZM57 155H58V156H57ZM65 155H67V154H65ZM170 155L174 158V160H172L173 158H171ZM9 156H10V155H9ZM22 156H24L25 158L22 157ZM33 156H34V155H33ZM70 156H72V158H71ZM157 156H160V157H158L159 159H155V160H154V159H150V160H149V158H151V157H152V158H153V157H154V158H155V157L157 158ZM169 156H170V158H169ZM40 157H41V156H40ZM62 157H61V158H62ZM146 157L148 158V159H147L148 162H146ZM208 157H209V156H208ZM208 157H206L207 159H204V160H205V161H206V160H209V162L211 161L210 163H211V165H212V161H213V159H211V158L208 159ZM218 157H219V156H218ZM34 158L36 159V157H34ZM34 158H33V159H34ZM41 158H42V157H41ZM184 158H185V159H184ZM188 158H189V157H188ZM10 159H11V157H10ZM37 159H39V158H37ZM71 159H72V160H71ZM162 159H163V161H164L163 163H161V162H162ZM164 159L167 160V161H165ZM210 159H211V160H210ZM14 160H15V161H14ZM156 160H157V161H156ZM160 160H161V161H160ZM181 160H182V161H181ZM183 160H184V163L181 164V163L183 162ZM9 161H11V160H9ZM32 161H33V160H32ZM64 161H65V162H64ZM149 161H151L152 163L149 162ZM154 161H155V163H154ZM178 161H179V162H178ZM145 162H146V163H149L148 166H149V168L151 169V170H149L148 166L146 167V168L148 169L147 171H150V172H149V176H146V177H147V180H148V177L151 179V180L149 179L148 183H150L151 185H153V184L156 183V185H155V186L153 185V187H156V186H157V189H159L158 186L161 185V186H162V189H161V187H160V189H161L162 192H163V194H161L162 192L160 193L161 196L163 195V197H166V194H165V196H164V193H165V192L163 191V190H164V189H163V186H164L165 191H166V188H167L166 185L168 184V182H170V181H167L168 179L171 180V183L174 185V186H173V185L169 184V185L171 186V189H170V187H169V185H168V188H169V189H167V192L170 190V191L168 192V194L172 191V193H171L172 195L169 194V196H168V194H167V197H170V196H171V198H169V199H172V201L169 202L170 205H169L168 207H165V206H164V203L161 202V196H158V197H160V198H158L157 196H154V197L158 198V199H155V200H159L160 203H162V205L157 204V206L159 205V207L156 206V203H155L156 201L154 200V198H153V200L155 201V202H154L155 205H152V203H153V202H152V201H153V200H152V197H153V196H152V197H149L152 201H150V202L148 203V206H147V204H146V205L144 204V203H145V202H144V199H143V200H142V199H141V200H136V198H138L136 195H138V193H139L140 191H142V195L145 196L146 191H145V193H144V192H143V191H144L143 189H146V188H143V189H142V188H141L142 186L140 187L141 182H139L140 185H138L139 183H137V182L140 180V177H141L142 175L139 176L138 178H137V177L135 178V175H134V174H135L137 171H138L137 174L140 175V173H139V170H136V172L133 173L135 170H133L131 166L134 164V165H133V168L135 169V167L138 168V166L140 167V165H141L140 168L142 169L143 167L145 168V165H146ZM156 162H157L158 164H159V163H160V164L158 165V164H156ZM165 162H169V163L171 162V163H173V164L171 165V163L169 164V163H165ZM175 162H177V164H181V165H182V168H181V166H180V167H179V170H180V168H181V170H185V169H184V168H185L184 166H187V167H188V169H186V171L188 172V174H187V172L185 173V171H184L185 175L182 173V174L184 175V176H182L183 178H182V179L179 178V179H181L182 181H180V180L178 179V177H180L181 174L178 175V177L176 176V174H177V173H180V172H179V170L176 171L177 168L175 169V167L178 166V165H177V164L174 165ZM180 162H181V163H180ZM185 162H188L187 165H186ZM202 162H203V161H202ZM202 162H200V163H202ZM144 163H145V164H144ZM153 163H154V165H153ZM210 163H209V164H210ZM71 164H72V166H71ZM131 164H132V165H131ZM138 164H139V165H138ZM143 164H144V165H143ZM151 164H152V165H151ZM162 164H163V165H162ZM167 164H169V167H168ZM188 164H189V165L191 166V168H193V169H190V166H189ZM204 164H205V162L202 163V165H204ZM209 164H208V161H207V162H206V165L209 166ZM33 165H32V167H33ZM130 165H131V166H130ZM136 165H138V166H136ZM142 165H143V167H142ZM156 165H157V166H156ZM160 165H162V167H164V168H166V169H168V170H165V171H164V168H160V169H158V168H159L158 166H160ZM164 165H165V166H164ZM166 165H167L168 168L166 167ZM211 165H210V166H211ZM42 166H43V165H42ZM45 166H44V168H45ZM73 166H74L75 169L72 168ZM134 166H135V167H134ZM153 166H154V167H153ZM173 166H174V167H173ZM208 166H207V167H208ZM0 167H1V166H0ZM35 167H39V166H35ZM48 167H46V168L49 170ZM157 167H158V168H157ZM160 167H161V166H160ZM171 167H172L175 171L172 170ZM39 168H40V167H39ZM39 168H38V169H39ZM41 168H42V167H41ZM41 168H40V169H41ZM46 168H45V170H46ZM71 168H72V169H71ZM146 168H145V170L142 169V171L144 170L145 173H146ZM38 169H37V170H38ZM55 169L57 170V167H55ZM58 169H59V168H58ZM129 169H130V170H129ZM204 169H205V168H204ZM207 169H208V168H207ZM207 169H206L205 171H207ZM32 170L34 171V168H33ZM45 170H43V172H44ZM78 170H79V171L82 170V171L79 172ZM127 170H128V171H127ZM161 170H162V171H161ZM171 170H172V173H169V172H171ZM197 170H198V169H197ZM28 171H29V172H28ZM38 171H39V170H38ZM38 171H37V172H38ZM41 171H42V170H41ZM49 171L52 172L51 170H49ZM131 171H133V172H131ZM159 171H160L161 175L159 174ZM192 171H191V172H192ZM195 171H196V172H195ZM37 172H34V173H37ZM46 172H47V171H46ZM62 172H63V173H62ZM144 172H141V174H142V173L145 174ZM163 172H166V174L163 173ZM167 172H168V173H167ZM197 172H199V173H197ZM44 173H45V172H44ZM80 173L82 174V176H81ZM127 173H128V174H127ZM129 173H130V174L133 173V175H134L133 179L130 177V174H129ZM162 173H163V174H162ZM173 173H174L175 176H176V180H173V179H172V178L174 177V174H173ZM204 173H205V172H204ZM30 174H31V173H30ZM30 174H28V178H29V175H30ZM137 174H136V175H137ZM164 174H165L166 177H163ZM167 174H168L169 176L172 174L173 177L171 176L170 178H169V177L167 178V176H168ZM192 174H193V173H192ZM202 174H203V173H202ZM40 175H42V174H39V176H40ZM43 175H44V174H43ZM128 175H129V176H128ZM131 175H132V174H131ZM147 175H148V172H147ZM159 175H160L161 178H162V177H163L164 179L167 178V180L165 179V180L167 181L166 184H164V183L162 184V182H160V180H157L158 182L156 181L155 177H156V178H159ZM200 175H201V174H200ZM203 175H204V174H203ZM11 176H12V175H11ZM33 176H34V175H33ZM35 176H36V174H35ZM59 176H58V177H59ZM79 176H81V177H79ZM144 176H145V175H143V179H146V178H144ZM157 176H158V177H157ZM42 177H43V176H42ZM65 177H66V178H65ZM69 177H70V175H69ZM192 177H193V176H192ZM202 177H203V176H202ZM22 178H23V177H22ZM30 178H31V177H30ZM37 178H38V177H37ZM43 178H44V177H43ZM71 178H74V179H75L74 176H72ZM134 178H135V179H134ZM163 178H162L161 180H164ZM193 178H195V177H193ZM193 178H192V179H193ZM31 179H32V178H31ZM31 179H30V180H31ZM46 179L49 180V178H47V177H46ZM66 179H67V180L69 179V180H68L69 182H68ZM82 179H83V180H82ZM141 179H142V177H141ZM152 179H155V180H154V181H155L154 183L152 182ZM177 179H178V181H177ZM186 179H188V178H186ZM198 179H199V177H198ZM30 180H29V181H30ZM62 180H63V179H62ZM78 180H77V181H78ZM165 180H164V181H165ZM31 181H32V180H31ZM31 181H30V183H31ZM34 181H35V179H34ZM36 181H37V180H36ZM36 181H35V182H36ZM49 181H50V180H49ZM49 181H48V182H47V180H46V182H45V181H41L40 185L43 184L42 182H44L45 184H46V183L49 184ZM141 181H142V180H141ZM144 181H145V180H144ZM179 181H180V182H179ZM192 181H194V180H192ZM192 181H189V182H192ZM200 181H201V180H200ZM1 182H2V181H1ZM12 182H13V181H12ZM12 182H11V183H12ZM145 182H146V181H145ZM178 182H179V183H178ZM185 182H186V181H185ZM28 183H29V182H28ZM32 183H33V182H32ZM51 183H52V182H50V184H51ZM142 183H143V182H142ZM152 183H153V184H152ZM157 183H159L160 185L157 184ZM174 183H175V182H174ZM186 183H187V182H186ZM47 184H46V187H48ZM70 184H75V185H70ZM81 184H80V185H81ZM184 184H185V183H184ZM196 184H197V183H196ZM196 184H195V185H196ZM5 185H6V184H5ZM9 185H10V184H9ZM24 185H25V184H24ZM40 185H39V187H40ZM7 186H8V185H7ZM30 186H31V184H30ZM43 186H44V185H43ZM49 186L51 187V185H49ZM52 186H53V184H52ZM66 186H65V187L63 186L64 188H66V189H64V190H65V193H64V194H66V190H67V192H68V190H69L70 193H71V192H72V193H76L79 189L83 188V187H81V186H79V188H77V186H76V188H77L78 190H76V191L73 192L72 190H73L75 187L72 188V190L70 191V188L67 189ZM187 186H188V185H187ZM187 186H186V188H188ZM189 186H190V188H191V187H193L194 185H190V184H189ZM4 187H5V186H4ZM10 187H11V186H10ZM39 187H38V188H39ZM53 187H54V188H53ZM53 187H51V189L53 188V189H54V192H55V187H56L57 191H59V190H58L59 187H58V185H57L56 183H55V185H54ZM180 187H181V186H180ZM31 188H32V187H31ZM43 188H44V187H43ZM76 188H75V189H76ZM85 188H84V189H85ZM90 188H89L88 190H90ZM8 189H9V188H8ZM24 189H25V188H24ZM26 189H27V187H26ZM44 189H45V188H44ZM84 189H83V190H84ZM101 189H100V190H101ZM104 189H102V190H104ZM140 189H142V190H140ZM160 189H159V191L156 190V192L158 191V194H159V192L161 191ZM188 189H189V188H188ZM188 189H187V190H188ZM191 189H192V188H191ZM1 190H2V189H1ZM27 190H29V187H28ZM39 190L42 191L43 189H42V190L39 189ZM39 190H38V191H39ZM85 190H86V189H85ZM85 190H84V191H80V192H82V193L85 194V195H86V193H89V192H90V191H88V190H87L88 192H85ZM146 190H147V189H146ZM177 190L180 191L179 188H178ZM182 190H183V189H182ZM187 190H185V192H186ZM192 190H193V189H192ZM20 191H21V190H20ZM36 191H37V190H35V192H36ZM38 191H37V192H38ZM45 191H46V189H45ZM47 191H48V190H47ZM135 191H136V192H135ZM137 191H138V192H137ZM26 192H28V191H26ZM35 192H34V193H35ZM69 192H68L67 194H69ZM80 192L78 191L77 193H79L80 196H81V193H80ZM91 192H92V194H93V192H94L93 196H94L95 193H96L95 191H91ZM112 192L108 190V194H110V193H112ZM174 192H175L176 194H175ZM191 192H192V191H191ZM191 192H190V190H189V193H188V194L190 195ZM1 193H4V192H1ZM39 193H40V194H38V195H40V197H43V193H45V192H42V193L39 192ZM55 193H57V192H55ZM77 193H76L75 195H74V194H73V195H72V194H69L68 197H71V198L74 197V198H75V196L77 197ZM97 193H96V195L94 196V197H96V198H97ZM143 193H144V194H143ZM181 193H183V192L181 191ZM181 193H180V194H181ZM198 193H199V192H198ZM198 193H197V194H198ZM41 194H42V195H41ZM90 194H91V193H90ZM135 194H136V195H135ZM158 194H156V195H158ZM184 194H185V193H184ZM188 194H187V195H188ZM6 195H7V194H6ZM17 195H18V194H17ZM32 195H34L35 197L37 196L36 194H32ZM57 195H58V194H57ZM70 195H71V196H70ZM87 195L89 196V194H87ZM87 195H86V196H87ZM142 195H141L140 197H142ZM185 195H186V194H185ZM185 195H183V196H185ZM189 195H188V196H189ZM0 196H1V195H0ZM30 196H31V195H30ZM30 196H28V200H26L27 197L25 196L26 199H25V198H24V199H25L26 201H29V202L25 203V206H24V204H22V203H24V202H22V203L20 204L21 206L23 205V208L25 207V210H27V211L30 210L28 207H30V205H31L32 203L34 204V202H32V203L30 202V199H31L32 201H35V200L37 201V199H38V198H33L34 196H33V197L31 196V197H32V198H31ZM44 196H46V198H47L46 200H47L48 202L45 200V197H44V199L41 198V199L45 200V201H43V202H45L44 205H43V204H41L42 202H40V201H42V200L39 199V202H40V203L37 201V202L39 203L38 205L36 204L37 202H35V205H37V208H39V206L42 205L41 207H42V209H43V208L47 205V203H49V200H48L47 195H44ZM72 196H73V197H72ZM83 196H84V195H83ZM83 196H82V197H83ZM90 196H91V195H90ZM90 196H89V198L92 197V196H91V197H90ZM191 196H192V194H191ZM197 196H199V195H197ZM13 197H14V196H13ZM16 197H17V196H16ZM37 197H38V196H37ZM63 197H64V196H63ZM66 197H67V195H65L64 198H66ZM68 197H67V200H66V201H68ZM84 197H85V196H84ZM94 197L91 198V200L89 199V200H90V203H94V204H95L96 200L94 199ZM108 197H109V198H108ZM108 197H107V199L113 198V197H111V196H108ZM118 197H119L120 199H116V198H118ZM135 197H136V198H135ZM140 197H139V198H140ZM146 197H147V196H146ZM7 198L9 199V197H7ZM10 198H11V197H10ZM29 198H30V199H29ZM79 198H81V197L78 196V200H81V201H79L80 203H78V200H76V202H74L75 200H73V199H72V202H74V203H78V205L80 206V204H83L85 201L82 203V199H79ZM85 198H86V197H85ZM143 198H144V197H143ZM183 198H184V197H183ZM188 198H189V197H188ZM3 199H4V197H3L2 199L0 198V200H2L1 203H0V205H3V208L0 206V207H1V208H0V211H1V209H3V210L5 211L6 206L9 205L8 202H7L8 205L3 204V203H4V202H3ZM8 199H4V200L7 201ZM34 199H35V200H34ZM76 199H77V198H76ZM83 199H84V198H83ZM163 199H164V198H163ZM165 199H167V198H165ZM165 199L163 200L164 202H168V201H169V199H167L168 201L165 200ZM175 199H176V201H175ZM10 200H12V199H9V201H10ZM15 200H16V199H15ZM69 200H71V199H69ZM84 200H85V199H84ZM93 200H94L95 202H92ZM114 200H115V201H114ZM117 200H120V201H117ZM147 200H148V199H147ZM180 200H181V199H180ZM189 200H190V199H189ZM192 200H193V199H192ZM16 201H17V200H16ZM116 201L118 202V204H120V202H121L120 206H119L117 203H114V202H116ZM148 201H149V200H148ZM148 201H147V202H148ZM159 201H157V202L159 203ZM187 201H188V200H187ZM12 202H14V201L12 200ZM12 202L10 201L9 203H11L12 205H15V204H16L15 202H14L15 204L12 203ZM53 202H54V200H53ZM53 202L50 201V203H52V204L49 203L50 207H51L52 205H54V208H55V207L58 208V207H62V206H63V205H61V206H58V207H57V205H59V204H56V205H55V202H56V201L54 202V204H53ZM58 202L61 203L60 201H57V203H58ZM87 202H88V201H87ZM87 202H86V204H87ZM99 202H100V204H98ZM111 202H112V203H111ZM5 203H6V202H5ZM28 203H31V204H29L28 207H27V204H28ZM68 203H71V202L68 201ZM101 203H102V204H101ZM169 203H168V204H169ZM182 203H183V202H182ZM187 203H189V202H187ZM191 203H192V202H191ZM11 204L9 205V206H10V209H11V207H12ZM33 204H32V206H34ZM61 204H63V203H61ZM86 204H85V207H86ZM103 204H104V206H103ZM108 204H109V205H108ZM111 204H112V205L114 204V205L112 206ZM115 204H116V206H115ZM166 204H167V203H165V205H166ZM194 204H195V203H194ZM194 204H193V206H194ZM4 205H5V207H4ZM20 205H15V206L18 208V206H20ZM68 205H70V204H68ZM71 205H73V204H71ZM88 205H87V206H88ZM98 205H99V206H98ZM110 205H111L113 208H111ZM174 205H172V208H173V209H172V208H171V209L168 208V209H169V210H168L169 213L172 214V211L174 212V209H175V211H177L176 209H178L179 211H180V210L183 211L182 206H183V208H184V211H186V208H185V207H187V205H186L185 207H184V205H182L181 208H179V206L181 205V203L179 204V206H178V204L176 205V207L178 206V208L173 207ZM9 206H8V207H9ZM15 206H13V208H15ZM82 206H84V205H82ZM117 206H119L123 211H121V209H119V207H117ZM121 206H122V207H125V208H122ZM146 206H147V207H146ZM160 206H162L163 208L160 207ZM166 206H167V205H166ZM191 206H192V205H191ZM144 207H145V208H144ZM17 208H15V209H16V210H15V214H14V212H13V215H14V217L12 218L13 220H11L10 217L7 218V219H5L4 217H6V216H3V217H1V218H2V219L4 218V220L0 219V221H1V222L4 221V222L9 223V221H8V219H9L10 221H14V220H15V222L18 221V223H19V222L21 221V219H22V221H24V220H23L24 218L27 219V218L31 217V218H32V219L30 218V219H31L30 226H31V224L34 222V219L36 220L35 217H37L41 212H43L42 209L39 208L38 211L40 212V210H41V212H40L39 214H38V213H37V214L35 213L36 215H33V217H34V218H33L32 216H30L31 214L28 215L29 217L26 216V215H27L26 213H28L29 211L26 212V213H25V212L22 213V212H20L21 209H20V210H19V209L17 210ZM30 208H31V207H30ZM33 208H34V210L31 209V211H33L32 214H34V212H35V210H36V207H35V206H34ZM62 208H63V209H62ZM62 208H61L60 210H63V214H64V215H66V213L69 212V211L72 209V208L68 207V208H70V209L68 210V208H67L68 211H67V212H64L66 208H64V206H63ZM77 208H78V207H77ZM80 208H81V207H80ZM83 208H84V207H83ZM88 208H89V206H88ZM106 208H109L110 210L107 209V211H105ZM6 209H7V208H6ZM51 209H53V206H52ZM78 209H79V208H78ZM86 209H87V207H86ZM86 209H84V210L87 212V214H89V213H88V210H86ZM124 209H125V210H124ZM187 209H188V211H189L190 208H187ZM191 209H192V208H191ZM43 210H44V209H43ZM56 210H57V209H56ZM58 210H59V208H58ZM75 210H77V209H74V212H73V209H72L70 212H71V213H72V212H73V213L76 212V213H79L80 215H83V214L86 213V212L84 211V213L82 214L83 211L80 212L81 209L79 210V212H77L78 210H77V211H75ZM82 210H83V209H82ZM100 210H99V211H100ZM131 210H134L135 212H133V211H131ZM170 210H171V211H170ZM17 211L20 212L21 215H20V213H18ZM22 211H23V210H22ZM104 211H105V212H104ZM111 211H113V212H111ZM120 211H121V212H120ZM168 211H167V212H168ZM16 212H17V213H16ZM131 212H132V214H131ZM167 212H166V214H168ZM2 213H4V212H2ZM2 213H0V214H2ZM9 213H10V212L8 211V214H9ZM44 213H45V214H44ZM44 213H42V214H44V217H43V218L40 217V216H42V214H40V216H38V217H40V219H41V221H40V219H39V221L42 222L43 220H44V221L46 220V221H49V222H45V223H47V224H44V223H43L44 225H41L42 228H44L45 225H49L48 223H51L50 220L52 219V218H51V219L49 218V216L46 214V211H45ZM71 213H68V214L70 215V217H73L74 215H76V213H75L74 215L72 214L73 216H71ZM96 213H95V214H96ZM110 213H111L113 216H110V215H111ZM122 213H123V214H122ZM178 213H179V212H178ZM5 214H6V213H5ZM18 214H19V215H18ZM23 214H24V215L26 214V215L24 216ZM28 214H29V213H28ZM68 214H67V215H68ZM87 214H86V215H87ZM135 214H137V213H135ZM138 214H137V216H140V215H138ZM148 214H149L150 216H152L151 213H148ZM173 214H174V213H173ZM2 215H3V214H2ZM2 215H1V216H2ZM6 215H7V214H6ZM9 215L11 216L12 214L10 213ZM17 215H18L19 217H22V215H23V217L19 219ZM45 215H47V217H48L49 220H47V218L45 217ZM69 215H68V217H66V218H65V216H64V218H65V220H66V223H65V220H64L65 226H66V224H67V221L69 222V221L71 220V219H69V218H70ZM80 215H79V216H80ZM89 215H90V214H89ZM122 215H124V216L122 217ZM133 215H134V214H133ZM143 215H144V214H143ZM16 216H17V217H16ZM60 216H61V215H60ZM60 216H59V217H60ZM84 216H85V215H84ZM99 216H100L101 218H98ZM177 216H178V215H177ZM7 217H8V216H7ZM38 217H37V218H38ZM74 217H75V216H74ZM74 217H73V218H74ZM76 217H77V219H78V215H77ZM102 217H103V218H102ZM121 217H122V218H121ZM130 217H132V216H130ZM130 217H129V218H130ZM134 217H135V215H134L133 218H132L133 221L135 220ZM141 217H142V216H141ZM141 217H140V218H141ZM158 217H159V216H158ZM17 218H18V219H17ZM60 218H61V217H60ZM67 218H68V220H67ZM79 218H80V217H79ZM81 218H83V216H82ZM81 218H80V219H81ZM129 218L126 217V219H127V220H126V223H128L127 226L129 225V222H131V221H130L131 219H129ZM140 218H139V219L137 218V219H138L140 222L142 221V223H140V225H141V224H143V222H145V221H143V219L140 220ZM146 218H147V217H146ZM149 218L151 219V217H149ZM26 219H25V223H26V224H25L24 222H22V224H21V222H20V223H19L20 226H19V224L17 223V224H18V232H17V233H18V234H19V233H22V232L26 229V230H25L26 232L24 231L25 235H23V234H24V233H23L21 236H24V237H26V238H27V237H30V238H28V239L30 240V239H31V235L33 234L32 237H34V233L37 231V229H33L32 226H31V228H32L33 230H35V232H34L33 230L29 229L30 227H29V223H28V221L30 222V220L28 219L27 222H26ZM77 219H76V222H77ZM113 219H114V217H113ZM113 219H109V220H113ZM128 219H129V222H127ZM160 219H162V218H160ZM16 220H17V221H16ZM56 220H57V219H56ZM60 220H63V219H60ZM72 220H73V219H72ZM72 220H71L70 222H73V223H74L75 218H74L73 221H72ZM78 220H79V219H78ZM88 220H89V221H88ZM118 220H117V221H118ZM124 220H125V219H124ZM124 220H123V221H124ZM144 220H145V219H144ZM148 220H149V219H148ZM148 220H146V221H148ZM152 220H153V218H152ZM154 220H155V219H154ZM167 220H168V219H166V220H165V219L160 220V221H162L163 223L165 222L164 225H163V227L166 226L167 224H169V220H168V221H167ZM39 221H38V223H39V225H40L41 223H40ZM44 221H43V222H44ZM54 221H55V220H54ZM113 221H114V220H113ZM117 221H116V222H117ZM123 221H122V225H123V223L126 224V223L123 222ZM139 221H138V222H139ZM157 221H158V220H157ZM157 221H154V223H157ZM4 222H2V225H3V224H4V225L6 224V223H4ZM52 222H53V221H52ZM59 222H60V221H59ZM70 222H69V224L72 225L73 223L71 224ZM78 222H79V221H78ZM116 222H113V224L116 223ZM149 222H151V221H149ZM149 222H148V223H149ZM167 222H168V223H167ZM171 222H172V221H171ZM12 223H14V222H11V224H12ZM23 223H24V225H23ZM27 223H28V225H27ZM35 223H37V221L34 222V224H35ZM54 223H56V222H54ZM54 223H51L50 225H51V226H52V224L55 225ZM83 223H82V224H83ZM94 223H93V224H94ZM110 223H111V222H110ZM117 223H118V222H117ZM117 223H116V224H117ZM120 223H121V222H120ZM131 223H132V222H131ZM134 223H135V224H134ZM134 223H132V226H133V225H137V224H136V221H135ZM158 223H159V222H158ZM158 223H157L156 225H160V226H161V224H160V223L158 224ZM163 223H162V224H163ZM172 223H173V222H172ZM172 223H171V224H172ZM17 224L14 223L15 228L13 227L14 225H12V227H11V226H10V227H11L12 229L14 228V229L16 230V229H17V228H16V227H17V226H16ZM59 224H62V223H59ZM69 224H68V225H69ZM78 224H79V223H78ZM80 224H79V226H80ZM84 224H83V225H84ZM97 224H96V223L94 224V225H95V228H96V225H97ZM99 224H100V223H99ZM113 224L111 223L110 226L112 227V226L115 225V224H114V225H113ZM150 224H151V223H150ZM165 224H166V225H165ZM21 225H23L24 228H25V225H26V228L21 230V228H23V226H21ZM37 225H38V224H37ZM37 225L35 224V225H33V226L36 228ZM62 225H64V224H62ZM74 225H75V224H73V226H74ZM76 225H77V224H76ZM83 225H81V227H79V228H80V229L83 228V229H85V231L87 230V233H90V232H91V235L94 234L95 236L99 233V232H96V231H95V232H96L97 234L94 233V232H92V231L95 229L94 227H90V230H89L88 228L85 227V225H84V226H83ZM118 225H119V224H118ZM120 225H121V224H120ZM156 225H154V226L156 227ZM169 225H170V224H169ZM27 226L29 227L28 229H29L30 231L27 229ZM60 226H61V225H60ZM82 226H83V227H82ZM92 226H93V225H92ZM116 226H117V225H116ZM123 226H125V225H123ZM123 226H121V230H122ZM129 226H130V227H129V230H130L131 232L134 233L133 230L136 231V229L132 228V230H131V229H130V228H131V224H130ZM149 226H150V225H149ZM151 226L154 228L153 225H151ZM160 226H157V227H160ZM173 226H174V224H173ZM20 227H21V228H20ZM45 227H46V226H45ZM68 227H69V226H68ZM70 227H71V226H70ZM70 227H69V228H70ZM118 227H120V226H117V228H116L117 230H115L114 227H112V228H114V230H115L116 232H118V231L120 230V228H118ZM144 227H145V228H144V230H145V234L148 235L147 229H148L149 227H148V228H146L147 226H144ZM152 227H151V228H152ZM157 227H156V229H157ZM11 228H8V229L6 228V230L4 229V231H3V229H2L1 226H0V229H2V231H3V233H4L5 235L10 236V235L13 234V235L10 236V237H13V238H15L14 236L17 237V239H14V240H15V241L18 240V241H17V246H18V245L20 244V243H19V240H20L21 237H18V234L15 232V230H14V229L12 230ZM38 228H39V226H38ZM46 228H50V227L47 226ZM52 228H53V226L50 228L51 231H49V232H53V231H52V230H53ZM59 228H60V227H59ZM64 228H65V230H66L67 227H63V226H62V228H60L61 233H62L63 231H65V230L62 231V229H64ZM69 228H68V229H69ZM93 228H94V229H93ZM97 228H98V227H97ZM97 228H96V230H97ZM100 228H99V230L102 231L103 228H102V230H101ZM126 228H127V227H126ZM153 228H152V229L149 228L148 231H149V230H153ZM167 228H169V230H168ZM174 228H175V227H174ZM174 228H172V225H171V228H170V226H167V227H164L163 230H166V231H164V232H165V234H167V236L170 235V233H171V238L174 239V238H173V237H174L173 235H175L174 233H176V232H174L173 230H172V232H171V229H174ZM44 229H45V228H44ZM50 229H49V230H50ZM54 229H55V226H54ZM71 229H72V228H71ZM71 229H70V230H67V232H69V231H70V232H73ZM91 229H92V231H91ZM108 229H110L111 233L114 232V230L111 229L110 227H109V228H108V227L106 228V230H108ZM156 229H155V230H156ZM159 229H160V228H159ZM9 230H10V231H9ZM11 230H12V231H11ZM20 230H21V231H20ZM27 230L29 231V233H28ZM39 230H40V232H38L39 234H38V233H35L36 236H39L41 232H44V234H45V232L48 231V229H47V230L45 229L46 231H44V230L42 231L41 228H40ZM39 230H38V231H39ZM73 230H74V229H73ZM99 230H97V231H99ZM106 230H105V231H106ZM112 230H113V232H112ZM124 230H125V227L123 228L122 233L124 232ZM138 230H139V231H142V233H143L144 236H143L142 234H141V236L138 235V233H137ZM138 230H137L136 233H135L138 237H140V238H141V237H143V238L146 237L145 234H144V231H143V227L141 228V230H140V229H138ZM155 230H154V231H155ZM160 230L163 231L162 229H160ZM2 231H1V232H2ZM5 231H7V232L5 233ZM16 231H17V230H16ZM19 231H20V232H19ZM32 231H33V232H32ZM82 231H83V233L80 232L81 235L86 233L84 230H82ZM89 231H90V232H89ZM103 231H104V230H103ZM105 231H104V233H103V232H102V233L105 234L106 232H107V233L109 232V230L106 231V232H105ZM125 231H126V233H128V234H127L128 236H127V235L125 236L126 233L124 234V236H122V237H123V238H122V239H123V240H122L123 242H122V241H120V242H116V240L113 238L112 235H111V237H112L113 239H111L110 243H109V241L106 242V240L108 239V236H105V238H107V239L103 238L104 241L101 242V241H102V239H101V236H102V235L98 237V235H100V233H99V234L96 236V237H98V241L101 240V241H99V242H100L99 245H97V244H98V243H97V240H96L97 238L94 239L95 236H94V238H93V235H92V236H91V235L88 236V234L86 233V234H87V235L85 236L86 238H87V236H88V237H90V238L92 237L91 240H93V239L96 240V241H95V244H94V245H96V246H93L92 244L90 245V241H89V244H88V243H87V244H84V243L87 242V241L85 240L86 238L83 239V238H84V237H83L84 235H82V237H81V235H80V237L83 239V242H84V243L80 240L82 243L80 242L81 244H78V241H77L76 239H75V241H77V242H72V241H74V238H76L75 235H73V233H75V232H73V233H69L70 235H72V236L74 237V238H72V241H71V239H70V237H72V236L69 237L68 234H64V233H62V234H63V236H64V235H65V236L67 235V236L69 237V240H67V238H66L67 241H66L65 239H63L64 244H65V241H66V243L70 241V242H71V245H73V246H74V243H76V246H75V248L73 249V252H72V254L74 255V256H73L74 258H76V256H77V257H80L81 260H82V257H83V256H84V258H85L86 256L90 257V259L93 258L92 256H94V258H95V254L93 253L94 251H96L95 253H97V251H99V252L97 253V254H99V255L96 254L97 257H99V256L103 257V255H105V256L107 257L109 254H111V252L115 251V252L112 253L113 256H114L113 258H112V255H109V257L111 256V259H113V260L115 261V262H113V261L111 262V263H113V264H116V263H117L116 261H118V259H119L120 257H122V255H124V252H127V251L129 252V250H130L131 248H132V251L135 250V251H136L137 253H139V254H140V253H141L142 255H143L144 253L146 254V258H145V256H144L145 254H144L143 256L139 255V256L141 257V260L149 259V257L151 258L152 255H150V254H151L150 252H152V251H153L154 254H155L156 251H157L158 253L160 252L159 254L161 255L162 250L165 249V250H163V252L166 251V250L169 251V252L173 251L172 253H173V255H175V254L177 253L178 250L175 252L173 249H175V248H176V249H178V248L180 249V248H181V250H182V249L184 248V247H182V246H180V247L178 246V248L172 246V248H173V247H174V248L170 251V250H168L169 247L167 246V247H168V248H167V247L163 244V242H162V243L160 242L161 245H159V241H160V240H159V241L156 240V242H155L154 240H152V241H150V242H148V243L155 242L156 245H157V243H158V246H159L158 248H159V250H157V248H156L157 246H155L154 243H153V245H154L155 249H152V247H153L152 244H151L152 247H151V245H150V247H151V248H150V247H148V243H147V244L145 243L147 246H146L145 244L143 245V244L141 243V242L144 240L143 238L140 239V240H142V241L140 242L141 244H140V245H138V244H134V246H135V247H134L132 243H133V242L135 243V242H137V241L139 242V240H137L138 237H135V236L131 233L132 236H134V238L137 240V241H133V240H135V239L132 240L133 237H132V236H131L132 238L129 237V236L131 235V234L129 233L130 231L127 232V231H128L127 229H126ZM167 231H168V232L170 231V233H168ZM176 231H177V230H176ZM9 232H10V233H9ZM13 232H15V233H13ZM67 232L65 231V233H67ZM116 232H115V233H116ZM146 232H147V233H146ZM157 232H159V230H158ZM164 232H162V233H164ZM173 232H174V233H173ZM178 232H179V230H178ZM27 233H28V236H27ZM30 233H31V234H30ZM102 233H101V234H102ZM140 233H141V232H140ZM155 233H156V231H155ZM0 234H1V233H0ZM9 234H10V235H9ZM14 234H17V235H14ZM29 234H30V236H29ZM42 234H43V233H42ZM51 234H53V233H51ZM59 234H60V233H59ZM116 234H117V233H116ZM53 235H54V234H53ZM106 235H107V234H106ZM113 235H114V234H113ZM117 235H118V236L121 235V231H120V234L118 233ZM152 235H153V234H152ZM154 235H155V234H154ZM154 235H153V236H154ZM163 235H164V234H163ZM19 236H20V235H19ZM36 236H35V237H36ZM47 236H48L49 238H50L51 236H50L49 234H48V235H45L46 240L48 239V241H49V238H47ZM59 236H60V235H59ZM63 236H62V237H63ZM115 236H116V235H114V237H115ZM164 236H165V235H164ZM167 236H166V238H167L168 240H167V239H166V240L169 242L170 237L168 236V237H169V238H168ZM35 237H34V238H35ZM40 237H41V235H40ZM40 237H38L39 239L36 237L35 240L30 241V242H33V241H34V243H36V244L30 243L28 239H26V240H22V241H25L24 244H23L22 241H21V243H22L23 245H25V243H26L27 245H28V244H29V245H31V244L34 245V248H29V247H31L32 245H31V246L28 245L29 247H27V248H26L25 246H23V245H22V246L20 245L21 248L18 246V247L20 248V250H21L22 247H23V250H21V251H24V253L26 252L25 256L28 255V254H27L28 249H30L28 252H30L32 249H34V250H32V252H30V254L35 258V261L38 260V263H36V264H39V262L41 263V261H43V263H41V264H46V262L49 261L48 259H47V261H44V260H46V259H44V258H46V257H50V258H49V259H50V262H49L48 264H51V263L59 264L60 262H61V264H62V263L64 264L65 261H66L65 264H68L67 262H69L70 264H72V262H71L70 260H69V261L67 260V258H66V256H65L66 254L64 253V248L66 249V248H68V246H67V247H64L63 249H62V247H63L64 245H62V246L59 245V246H58V245L56 244L57 246H55L54 244H55L57 241L55 242V241L53 240V239H55V238H53V239L50 238V239L52 240V241H51V240L49 241L50 243L53 242V241L55 242V243H53V245L55 246V247L53 248V245L51 246L49 242H47L46 240H42V239L44 238L43 236H42L43 238L41 237L42 239H40ZM53 237H55V236H53ZM102 237H104V235H103ZM111 237H109V238H111ZM124 237H126V238H124ZM147 237H148V236H147ZM147 237L145 238V240H146V239H148L147 241L151 240V239H149L150 237H149V238H147ZM155 237H156V238H155ZM155 237H154V239H164L163 241H165V244L168 243V242L165 240V237H163L162 235H160V236H158V237L155 235ZM160 237H163V238H160ZM178 237H179V236H178ZM178 237L176 236V240H177ZM8 238H9V237H8ZM90 238H89V239H90ZM115 238H116V237H115ZM128 238H129V239H128ZM21 239H25V238H21ZM37 239H38V240H37ZM56 239H57V238H56ZM59 239H61V238H59ZM78 239H79V238H78ZM89 239H88V240H89ZM118 239L121 240V236H120ZM172 239H170V242H169L168 244H170V245H171V244H174V243H171V242L175 241V240H172ZM6 240H7V238H6ZM9 240H10V239H9ZM11 240L13 241L12 238H11ZM27 240H28V241H27ZM36 240H37V241H36ZM40 240L45 241V243H47V244L50 245V246H47V245L43 242L42 244H43V245L45 244L44 247L47 246L48 248H51V247H52V248L54 249V250H53V254H54V251L57 249L56 247H61L60 249H62V251H63V255H62V251L58 248L57 250H60V251H61V252H60V251H59V252L57 251L58 253H56V254L58 255V256L56 255L58 258H57L56 256H54L55 254H54V255H53V254H49L48 256L42 257V256H44V255H47V254H45V252H46V250H47V249H46L47 247L45 248V249H46V250H45V249L41 246L42 244L40 245V247L37 246V242H38V245H39V244H40V242H39ZM57 240H58V239H57ZM109 240H110V239H109ZM112 240H114L115 242L112 241ZM131 240H132L133 242H132ZM145 240H144V241H145ZM27 242H28V243H27ZM92 242H93V241H91V243H92ZM104 242H106L105 245H103ZM111 242H112V243H111ZM121 242H122V243H121ZM130 242H132V243H130ZM18 243H19V244H18ZM58 243H61V241L58 242ZM96 243H97V244H96ZM116 243H118L119 246H118ZM143 243H144V242H143ZM175 243H176V242H175ZM13 244H14V243H12V247H11V248H15V247H16V243L14 244V245H15L14 247H13ZM69 244H70V243H69ZM111 244H113V245L115 244L114 247H113V245H112L113 248L110 246ZM120 244H121V245H120ZM168 244H166V245H168ZM261 244L263 245V243H261ZM261 244H260V245H261ZM9 245H11V242H10ZM27 245H26V246H27ZM106 245H108V246H106ZM116 245H117V247L115 248ZM174 245H175V244H174ZM177 245H178V244H177ZM177 245H175V246H177ZM180 245H182V244H180ZM260 245H259V249H258V251H257L259 257L256 259V260H257L256 263H257V264H264V246L261 245V247H260ZM35 246H37L38 249L40 248L39 250H40L42 253L44 252V253H43L44 255H42L41 253L39 254L40 251H39ZM140 246H141V247H140ZM161 246H162V247H161ZM18 247H16V251L18 252L17 254L20 255L21 251H18V250H19ZM24 247L27 249L26 251H25V248H24ZM32 247H33V246H32ZM110 247H111V248H110ZM146 247H147V249H146ZM163 247H165V248H163ZM17 248H18V250H17ZM35 248L38 250V252H37V250H36ZM42 248H43L44 251L42 250ZM52 248H51V251H50L51 253H52ZM55 248H56V249H55ZM69 248H70V247H69ZM128 248H129V250H128ZM134 248H136V249H134ZM149 248L152 249V251L148 252V251H149ZM160 248H161V249L163 248V249L160 250ZM166 248H167V249H166ZM170 248H171V246H170ZM133 249H134V250H133ZM176 249H175V250H176ZM126 250H127V251H126ZM147 250H148V251H147ZM154 250H156V251L154 252ZM34 251H35V252H34ZM130 251H131V250H130ZM135 251H134V253H135ZM167 251H166V253H167ZM19 252H20V253H19ZM36 252H37V254L41 255V257H40L41 260H40L39 258H37V254H36ZM50 252H49V253H50ZM157 252H156V254H157ZM169 252H168V253H169ZM174 252H175V254H174ZM182 252H185V251H182ZM32 253H33V254H32ZM34 253L36 254V257L34 256ZM47 253H48V252H47ZM108 253H109V254H108ZM114 253H115V254H114ZM129 253H130V255H131V252H129ZM129 253H128V254H129ZM134 253L131 255V256H134L133 259H135V256L137 255V253H136V255H134ZM148 253H149V254H148ZM153 253H152V254H153ZM168 253L166 254L167 256L165 255V257H168V255L170 254V253H169V254H168ZM172 253H171V254H172ZM22 254H23V252L21 253V255H22ZM86 254H88V255H86ZM106 254H108V255H106ZM126 254H127V253H126ZM126 254H125V255H126ZM147 254H148V255H147ZM154 254H153V255H154ZM159 254H158V255H159ZM162 254H163V253H162ZM164 254H165V252H164ZM185 254H186V253H185ZM15 255H16V254H15ZM19 255H17V256L20 257ZM31 255H30L29 257H31ZM39 255H38V256H39ZM51 255H52V256H51ZM59 255H60V256L62 255V256L65 257V260H64V261L62 260L63 262L60 261L61 258L59 257ZM89 255H90V256H89ZM158 255L156 256V260H155V257L153 258V256H152V259H153V260H152V259H151V260L153 261V263L156 262V261H158V260H157ZM160 255H159V256H160ZM180 255H181V251H180ZM23 256H24V254H23ZM23 256H22V257H23ZM25 256H24V257H25ZM126 256H128V255H126ZM131 256H128V257H126V258L128 259V258L131 257ZM148 256H149V257H148ZM154 256H155V255H154ZM162 256H163V255H162ZM170 256H171V255H170ZM176 256H177V255H176ZM186 256H187V254H186ZM18 257H15V259H18ZM22 257H20V258H22ZM26 257H27V256H26ZM54 257H56V259H55ZM64 257H62V258H64ZM88 257H86V258L89 259ZM91 257H92V258H91ZM109 257H107V259H105V261H106V260L109 261V260H110ZM140 257L138 258L139 260H140ZM142 257H144V258L142 259ZM147 257H148V258H147ZM165 257H164V258H165ZM12 258H14V257H12ZM42 258H43L44 260H43ZM51 258H52L53 261L55 260V262H53V261L51 260ZM59 258H60V259H59ZM84 258H83V260H84ZM108 258H109V259H108ZM117 258H118V259H117ZM159 258H162L163 261L161 260V263H160V260H159L158 262H156V264H167V261L164 262V261L167 260V259H163V257H161V256L158 257V259H159ZM185 258H186V257H185ZM188 258L190 259V256H189ZM27 259H28V258H27ZM32 259H33V258H32ZM77 259H79V258H77ZM77 259H76V260H77ZM90 259H89L88 261H89L90 263H92V262L90 261ZM97 259H98V258H97ZM97 259H95V260L93 261V264H94L95 261H96V263L98 262ZM101 259H102V258H101ZM136 259H137V257H136ZM136 259H135V261L138 260V259H137V260H136ZM176 259H178V260H176ZM176 259H175L176 262H177V261L179 262V253H178V258H176ZM180 259L183 260L182 257H181ZM30 260H31V258H30ZM98 260H100V257H99ZM103 260H104V259H103ZM103 260L100 261L101 264H107L108 261H106V263H102V262H104ZM151 260L149 259V262H151ZM187 260H188V259H187ZM187 260L185 259V260H183V262H185V261H187ZM23 261H25V259H24ZM28 261H29V260H28ZM57 261H58V262H57ZM88 261H86V262H88ZM125 261H126V260H125ZM135 261L132 260V257H131V259H129V262H131V263L134 262V263L136 264L137 262H135ZM190 261H191V264H193V263H192L193 260L190 259ZM190 261H188L189 264H190ZM21 262H22V261H21ZM29 262H30V261H29ZM56 262H57V263H56ZM79 262H80V261H79ZM89 262H88V263H89ZM140 262H141V261H140ZM143 262H145V261H142V264H143ZM146 262H147V261H146ZM146 262H145L144 264H148V262H147V263H146ZM162 262H163V263H162ZM178 262H177V264H178ZM181 262H182V261H181ZM183 262H182V264H183ZM188 262H187V264H188ZM96 263H95V264H96ZM109 263H110V262H109ZM109 263H108V264H109ZM118 263H119V261H118ZM131 263H130V264H131ZM134 263H133V264H134ZM80 264H85V263H84V262H83V263L80 262ZM97 264H100V263H97ZM125 264H126V263H125ZM128 264H129V263H128ZM138 264H139V262H138ZM140 264H141V263H140ZM179 264H180V263H179ZM184 264H185V263H184Z\"/></svg>","mask_w":264,"mask_h":264}]
</instances>
